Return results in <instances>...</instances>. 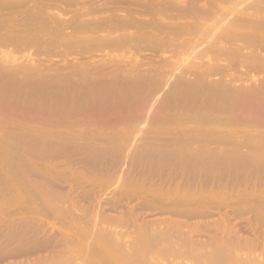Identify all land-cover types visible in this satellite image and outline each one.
<instances>
[{"label":"rangeland","instance_id":"rangeland-1","mask_svg":"<svg viewBox=\"0 0 264 264\" xmlns=\"http://www.w3.org/2000/svg\"><path fill=\"white\" fill-rule=\"evenodd\" d=\"M63 1H69V3L67 2V5H66V3L60 4V2H63ZM72 1L73 2L75 1V2L73 3ZM81 1H82V3H80ZM107 1H108V4H107ZM112 1L114 2L113 6H111L113 4ZM124 1L123 0H71V1L70 0H62V1L61 0L60 1L59 0H57V1L53 0L52 2H51V0L50 1L49 0H47V1L46 0H26V1L25 0H16V1L15 0H4V1L1 0L0 1V26L3 25V27H0V71L2 73L1 75L6 76V77H3V76L0 77V81H1L0 85L5 83L2 86H0V88L2 87L3 89L4 88L6 89V90L0 89V105H2V108L0 106V108H1L0 110L3 111L4 109H7V110H4L3 112L0 111L1 113H3L2 114L3 116L0 115V117H3V119L9 118V117L11 118V116H13L14 113L17 114L16 112H18L17 116L20 115V117L16 116L18 121H19V118H21L20 121H22L23 118L26 119V116L29 114V111H31V110H29L30 108L25 107L28 104L27 101H24L25 99L27 100L28 97H30L31 95H33L35 93V100L37 99L39 101H42L41 97H43L44 93L47 92V90L49 91V89L51 91V90H54V88H56V89L58 88L57 90L59 92L56 89L54 91H56L58 93H62L61 90H64V89L69 90V88H67V87L72 88L70 85H68V82H69V84H71L73 86V88L71 90H81V87L84 89L87 88L86 90H90L89 89L90 85H94L91 87L92 90H95V89L99 90L100 89L102 91V89L100 87L103 85L104 87L103 86L102 87L104 88V90L106 89V87H108L106 90L109 91L110 90L109 88H111L112 91H109V93H107V91L105 92L104 90H103V92L100 91L102 94H104V95L107 94L106 96H108L110 94L109 97L111 95H114L115 93L117 94V95L115 94L113 97H110V98H113L112 100L110 99L112 101V104L110 103L111 101L109 100V98L106 96H105L106 97L105 99L108 98V101H110L109 102L110 104L108 102H107L108 104L107 103H101V101L104 102V96H102L101 98H103V99L97 100L101 104L98 102L91 104V106H93V104H94V106L96 104H98V105H96L97 107L96 106H95V108H94V106L91 107L90 104L88 105V107H87V105H85L86 112L88 111L87 113L85 112V110L79 112V114H81V116L79 115L80 118L78 117V114H76L77 116L73 114L74 116L78 117L77 120H76V118H74V116L71 115L72 116V117L70 116L71 119L74 118L76 120V123H77V125L75 124V126L72 125L73 126L72 129H67V128H71L72 126H70V127L67 126V128H65L66 126L64 128H62V126H60L62 129L58 126H56L57 128L55 126H53L56 128L55 129L50 125L48 126V129H47V127H45L47 125H45L44 127L46 129L42 130V128H44V127L41 128L42 124L41 125L38 124L40 126L39 127L37 125V123L34 126V124H33L34 122H32L31 123L32 127L34 126L33 129L34 130L38 129L37 132L35 130V132L37 134L36 135L34 132L33 133L30 132L31 134H29V132L24 128H23L24 130L22 129L24 131L23 132L21 130V127L17 128V129L21 130L19 132V130L14 129L12 127L7 126L8 127L7 128L5 125L4 126L0 125V152H1L0 153V245L5 240L7 241L10 239L8 237V235L11 237V240L13 241L12 246L10 245L11 247H15L16 245H19L20 243L23 245L27 242H30V243L40 242V243H42L43 239L47 236H53L54 235V236L59 238V234H60L59 227L63 226V224H66L67 221H71L70 220L71 218H75V216L78 213H80V211L82 212L81 208L83 209L84 207H85L84 208L85 210L86 209L90 210L89 212L86 210L87 211L86 215L89 216L91 219L93 218L92 216H94L97 211L103 210L104 214H107V215H118V213L119 214L123 213L124 215H128V216H125L127 219L128 218L131 219L132 216L134 215L135 219H133L132 221H136V223L144 222V221H147L146 222L147 224H148V222H150L151 224L152 223H154V224L159 223V225L152 224L151 226H149V225L147 226L146 229L150 230V232L148 231L150 235L156 233L157 231L162 229V227H163V229L165 228L164 230H166V228H169L170 226H172V225H170L171 223H173V224L175 223L174 226L175 225L176 226L174 228H172L173 227L172 226V227H170L172 229H170V230L168 229L166 231L174 232V231H178L180 229L179 230V233H180V231H182L181 228L183 229L185 226L184 224H186V225L189 224L188 228L186 226L185 227L186 229H183V232H184V230L186 232V231L192 230V228L197 227L196 230L199 229V231H201V233H198L196 235L203 237V236H205V234L206 235H212L214 233H220L221 230L219 229V227L221 228V226H219L217 224L214 226H212V225L205 226V224H207V223L209 224L210 222L215 223V222L219 221L218 223L224 222V224H227L226 225L227 227H230V226L234 227L235 229H237L238 233L242 234L243 236H247V237L250 236L251 237L255 233H256L255 235H257V234L261 235L262 234L261 236H263V234H264V221H263L264 220V212H263L264 211V209H263L264 208L263 207L264 206V199H262V198L264 197V126H263L264 123H262V122H264V118H263L264 117V111H262V110H264V103H263V101H264V96H263L264 86L262 87V85H264L263 84L264 83V67H263L264 66V43H263L264 42V25H263L264 24V9H263L264 0H259L260 2L257 0V1H255L256 3H253L254 2L253 0H251L252 2L250 0H248V2L253 3L252 5L249 4L246 0L245 1L241 0V2L243 1L242 3L247 2L246 3L247 6L251 5L250 7H248L249 10L247 8H245L246 10H244V8L241 7L243 4L239 5V4H241V2L239 3L237 1H240V0H237V1L234 0V2L236 1L237 4L239 5L238 7L236 6L237 4H235L232 0H230V1L226 0V2H225V0H222V1L221 0H211V1L208 0L210 3L212 2L211 4H214L212 6L210 3H208L207 0H205L207 2H205V1L203 2V0H191V2H193V3H191L190 0H172V1L171 0H124ZM134 1L137 3V5L135 4ZM196 1H199V2L197 3ZM261 1H262V3H261ZM44 2H47L46 7H45ZM48 2H50V3H48ZM57 2H59V3H57ZM188 2H190V3H188ZM71 3L74 6L71 5ZM194 3L198 4V5H195L196 8H197V6L199 8L200 6H204V4H206L205 6H207V4H208V6L206 8L210 12H208L206 8L201 7L199 9V13H198L197 12L198 9L193 8ZM260 3H261V5H260ZM3 4H4V6H3ZM13 4L18 6V7L15 8V6H13ZM19 4H20V6H19ZM28 4H30V5L28 6ZM51 4L53 6L54 5H57V6L53 7ZM103 4H105V6H109V4H110L111 7L109 6V8H112V7L114 8V6L116 7V5H117V7L110 10L109 8H106L105 6H103ZM188 4H190L191 6ZM59 5L61 6V8H63V10L65 12L61 8H59L60 7ZM257 5H258V8L256 7ZM11 6L14 8V10ZM30 6H31V9H30ZM51 6L53 9L51 8ZM95 6H98V8H101V9L98 10V8ZM127 6H128V8H127ZM214 6L217 8H215ZM245 6L246 5L244 4V7ZM253 6L255 7L254 8L255 11H257V9L260 10L259 14H258V11L253 12L254 9H250V8H253ZM103 7H105V8L103 9ZM189 7H192V8L189 9ZM259 7H261L262 9ZM46 8L47 9L49 8V10H47ZM82 8H84V9H82ZM91 8L96 9L97 11L92 10ZM239 8H241V9H239ZM58 9H59V11H58ZM89 9L92 11L89 12L90 11ZM106 9H109L110 12H108V10L106 11ZM212 9H214V10H212ZM218 9L220 12L218 11ZM103 10H105V11H103ZM221 10H224V12L226 11L225 13H227V15L230 17L232 16V14L234 15L235 13H239V12H245L247 14H249V13L253 14V17H254V15H257L258 17H260V18L257 17V20L262 21L261 27H260V23L247 22V21H246L247 22L246 24H245V22H243L244 27H241V26H243V24L241 26L239 25L238 27L236 26V28H238V29H236L234 27V29H236V30H239L240 29L239 27H241V29H244V31H246L249 35H251L250 39H249L250 43H253L256 47H260V49L257 51V54L254 53L255 56H253L252 59L249 56L243 57L244 56L243 52L248 51V50H243L242 54L240 52H239L240 54L237 53L238 56L235 54L236 51L231 50V49H233V47H232L234 45L233 43H240V42H233V43L230 42L231 43L230 44L228 41V44L226 43V45L229 46V48H231V47L232 48L230 49V52H227V51H229V50H227L226 53H224L226 56L223 54L218 55V56H220V59H222V60H220L218 56H216L214 58L215 55L212 51H211V55H210V53H209L210 51L206 50L207 51L206 52L204 50V47H205L204 45L208 44V42L212 39V35L214 36V33L216 35L217 33H220V31L221 32L225 31L224 25L227 22L228 16L226 14L224 15L223 14L224 12ZM11 11L13 12L12 14H11ZM16 11L18 13H16ZM86 11H88V13ZM93 11H96V14L93 13ZM113 11L114 12L116 11L115 14L112 13ZM35 12H37V13H35ZM49 12H50V14H49ZM53 12H55V13H53ZM59 12L61 15H59ZM190 12L191 13L193 12V13L191 14ZM78 13H80V14L77 15ZM92 13L95 14L96 16L99 15L98 17H101V16L103 17L105 15L106 18H104V17L103 18L106 20H109L110 17L112 15H114L113 19L115 22L119 19V17H121V18L125 17V18H122V20L120 19L121 24H120V22L117 21L116 23H118V24H116L115 25L116 27H114L113 26L114 21H112L113 19H110L112 23L109 24L110 20L108 21V23H106V20L104 22V19H100L98 17L96 18V16L92 15ZM207 13H208V15H207ZM209 13H210V15H209ZM214 13H217V14L219 13L220 15L219 14L218 15H219L220 19H222V16L224 15L223 16L224 20H221V21H223V23L217 22L218 19L216 17L218 15L215 14V16H216L215 17L213 15ZM230 13H232V14H230ZM54 14L56 15V17ZM66 14H67V16H66ZM52 15L55 18L52 17ZM72 15H73V17H72ZM75 15H77L78 17ZM85 15H87V17ZM107 15H111V16L107 17ZM131 15L133 17H131ZM190 15L192 18L190 17ZM211 15L215 17V18L213 17L215 20L217 19L216 20L217 24L215 22H210V21L214 20L211 17ZM48 16L50 18H48ZM64 16H66V17H64ZM117 16H119V17H117ZM194 16L197 19L196 21L194 20ZM197 16L201 21L198 20ZM226 16H227V19H226ZM46 17L48 19H46ZM76 17L79 19H77ZM90 17L95 18V20H93L94 25L92 23L93 22L92 19H94V18L90 19ZM128 17L129 18L131 17V18L129 19ZM171 17H173L174 19ZM201 17H203V20H205L204 17H206V18L208 17V19H206L205 21H202ZM261 17H263V18H261ZM14 18H17V19H14ZM18 18H19V20H18ZM59 18H60V20H59ZM62 18L64 19V21L66 20V22L63 21L62 25L59 24L60 26H58V23H56V20H58L61 23ZM80 18H84V20H86V21L82 20L83 21L82 22L80 20ZM209 18H210V20H209ZM44 19H46V20H44ZM69 19H71V21ZM76 19H77V24L80 21L82 22L81 23L82 25L84 22H86L85 24H87V26H86L87 29H86V27H84V25L82 27V25L80 23H79L80 25L79 24L78 25L81 27V29H79L80 27H77V25H76V21H75ZM96 19H97V21L98 20L103 21V23L100 21H98V23H97ZM125 19H127V20L124 23L123 21H125ZM53 20H55V22ZM67 20L69 23L72 22V24H74L73 26L75 28L77 27V29H78L77 33L75 32V29H73L72 24L70 26L72 28L68 27L70 24L67 23ZM88 20L91 22L90 23L92 25L91 27L87 23ZM191 20L193 21V23L190 22ZM225 20H226V22H225ZM22 21H23V23H22ZM132 21H134L135 24H133L134 22H132ZM155 21H157V22H155ZM128 22H130L129 24L132 23L134 26H131L132 24L128 25L127 24ZM138 22H139V24H138ZM147 22H148V25H147ZM186 22L187 23L190 22L192 24H195L196 25L194 27L195 29H193V27H191L192 24H190V25L185 24ZM194 22H196V23H194ZM64 23L66 24V27L64 29H61L60 27H62L63 25L65 26ZM101 23L103 24V27H101L102 25H99V31H98V25H96V24H101ZM104 23L106 24L105 28L108 24L107 28L109 30L104 28ZM239 23H241V22H239ZM40 24L42 26L44 25L45 27L40 26ZM46 24L48 27L46 26ZM54 24L55 25L57 24V26L59 27V29H61L62 32L59 31L57 26H55ZM67 24H68V26H67ZM111 24H112V27H114L115 29L114 28L112 29ZM171 24L173 26H171ZM30 25H31V27H28ZM121 25H123L122 26V27H124L123 29L121 28ZM221 25L224 26V28ZM258 25H259V27H258ZM32 26H33V28H32ZM178 26H180V27H178ZM34 27H36V28L34 29ZM49 27H51L53 29H50ZM54 27H55L56 31L58 29L59 34H58V32L56 33V31L54 32ZM92 27L95 30L91 29ZM100 27H101V30H100ZM162 27L164 29H161ZM203 27L205 28V30ZM41 28H43V29H41ZM174 28H176L177 30ZM206 28H207V30H206ZM210 28H211V30H210ZM71 29H72V31H71ZM82 29H84L83 33L86 32V30L89 32L88 33L89 35L86 32L88 37L84 35L85 33L84 34L82 33ZM102 29H105V31ZM110 29H112V30H110ZM196 29H197V31H195ZM201 29H203V30H201ZM215 29L219 32L216 31L217 32L216 33ZM228 30H232V28L228 26ZM22 31L25 33H23ZM70 31L73 33L69 34L68 32H70ZM204 31H206L208 35ZM213 31H214V33H213ZM27 32H29L28 33L29 35H27ZM95 32H97V33H95ZM185 32H187V33L189 32L188 34L190 36L188 34H185ZM144 33H146V34H144ZM180 33H181V35H180ZM192 33H194V34H192ZM60 34H62V35H60ZM71 34H74V35H71ZM102 34H104L105 37L108 34L110 36V38L112 36L115 38V36H116L117 40H115V41H114V39L111 40L108 35H107L108 36L107 38L102 39V37H103ZM125 35H126V37L128 35L127 39H124ZM146 35H148V37ZM260 35L261 36L263 35V36L260 37ZM21 36H22V39H21ZM39 36H40V38L38 39ZM47 36H49V37L46 39L45 37H47ZM71 36H75V37H71ZM78 36H80V37H78ZM98 36H100V37L102 36L101 40L105 41V39H106L105 43H103L104 41L102 42L99 38H97ZM120 36L123 37L124 40ZM191 36H194V37H191ZM14 37L16 38L15 42L13 41V40H15ZM81 37H82V39H79ZM83 37L85 40L83 39ZM92 37H95L96 39H94ZM119 37L121 39H118ZM140 37H141L142 41H141ZM255 37H258V39ZM18 38L20 39V41L21 40H23L25 42L27 41V43H25L24 45L20 44V43H16L17 41H19ZM53 38H55V39H53ZM76 38H77V41H75ZM89 38L92 40H90ZM218 38L222 39L220 37H218ZM43 39H44V42L46 39L45 44L43 41H42V43H40V40H43ZM50 39H52V40H50ZM59 39H61V40H59ZM107 39L109 41H111V43ZM65 40H67V42ZM97 40L101 41V42L98 43ZM119 40L125 41V43H124L125 45H121V44L115 45V43H113L116 41H118V42H116V44L123 43V41L120 42ZM69 41H70V43H69ZM126 41H127V43H126ZM170 41L173 42L174 44L171 43ZM47 42H48V44H47ZM73 42L75 44H73ZM106 42H108L110 44V46ZM2 43H4V44H2ZM71 43L73 46L70 45ZM96 43H98L100 45L106 44V46L103 45L102 50H100L101 47L99 48V50H97L98 48H96V46L98 44L96 45ZM112 43H113L115 49L114 48L112 49V47H113ZM177 43L180 45H178ZM205 43H207V44H205ZM58 44H59V46H58ZM62 44L67 45V46L62 47ZM44 45H47V46L44 47ZM68 45H70V48H74V46H77L76 48H78V47H80V48H78L77 50H75V48L73 50L69 48V50H68ZM78 45H81L82 47L78 46ZM92 45H94L95 48ZM230 45H232V46L230 47ZM262 46H263V48H262ZM50 47L52 49L56 48V49H58V51H56V49L52 50V49H50ZM91 47H93L92 52H91ZM106 47H108V48H106ZM46 48H48L49 52L47 51ZM105 48L108 51H106ZM199 48L200 49L202 48L203 51L202 50L201 51L205 52V53H202L203 56L200 54L201 52H200ZM1 49L2 50L4 49V50L2 51ZM6 49H7V51H6ZM44 49H45V53H43ZM60 49H61V51L64 52V55L60 54V52H61ZM21 50H22V52H21ZM41 50H42V52H40ZM51 50H52V52H50ZM54 51H56V52L54 53ZM67 51H69V52H67ZM76 51H77V53H76ZM83 51H84V53H83ZM46 52L49 54H47ZM63 52H61V53H63ZM179 52H180V54H179ZM184 52H185V54H184ZM233 52H235V53H233ZM51 53H53V54H51ZM207 53L211 57L207 56ZM228 53H230L231 55H227ZM248 54H252V53H248ZM205 55L207 57H205ZM212 55H213V58H212ZM234 55L236 56V59H234L235 58ZM227 56L230 57L229 58L230 60L233 59V62H235L236 66H237L236 61L243 60V59H246V57H248L247 59L250 58L252 61L251 63L256 61L254 63L256 65L258 64L257 65L258 67L254 64L255 67H253L254 65L252 67H249L250 68L249 69L250 72H249V71H247L248 68L246 70V67L244 69V67H241V65H240L239 67L237 66L238 70L232 69L233 72H232V70H230V72L228 71L227 73H224V74L221 72L215 73L214 71H209V72H207L205 77L199 73L200 71L204 70V67L206 68V66L213 67V68H210V67L209 68L214 69L215 68L214 66H219L220 63H221L220 65L226 64L225 59L228 58ZM231 57H234V58H231ZM237 58H240V59H237ZM203 59H204V63L206 66L204 65V63H201V62H203ZM205 59H208V60L206 61ZM214 59H216V61ZM223 59H224V61H223ZM247 59L245 61L246 63H248L250 60L249 59L247 61ZM14 60H17V61L15 62ZM117 60H119L120 62ZM210 61L212 62V63H210L211 65L206 64V63H209ZM12 62H13V64H12ZM94 62H96V63L94 64ZM222 62H223V64H222ZM25 63L29 67L32 66V68L30 67L31 69L29 67L27 68L29 72L26 69L25 70L27 72L21 69L23 67H27V66H25ZM199 63H201V64H199ZM259 63L262 65L260 66ZM20 64H22L23 67H20ZM92 64H94V65H92ZM112 64L114 67L112 66ZM202 64H203V66H202ZM100 65H102L101 67H105V69L108 71H106L104 68H103L104 71H102V69H99ZM109 65H111V66H109ZM236 66H235V68H236ZM15 67L16 68L19 67L21 70L17 69V71H16V69H15V71H14L13 68H15ZM33 67H35L36 70H35V68L33 70ZM87 67H88L89 73L86 70ZM260 67H262V68H260ZM240 68L242 70H245V72L243 73L244 77L241 73L242 70ZM252 68L256 69V70L254 71ZM9 69H11L10 72L14 71V74H12L13 72L10 73ZM47 69H49V70H47ZM32 70H33V72H31ZM58 70L60 72H58ZM76 70H78V71H76ZM90 70H92L93 72L92 71L90 72ZM98 70L101 72H99ZM3 71L5 74H3ZM6 71L9 75H13V77L9 76L10 78H13V79H9ZM22 71L26 72V74H24V72L22 74L21 73ZM35 71L37 73L38 72L39 73L37 74ZM41 71L43 73H41ZM71 71H73V72L75 71L73 73V74H75V76L69 75L72 73ZM85 71H87L86 73H88L89 76L88 75L85 76V74H84ZM94 71H96V73L97 72L98 73L96 74ZM193 71L194 72L197 71L196 72L197 75H196V73L194 74ZM236 71L237 72L239 71L238 72L239 74H236ZM80 72H81V74L83 73L82 74L83 76L82 75L80 76V74H79ZM103 72H105L104 73L105 76L101 75V74H103ZM106 72H107V74H106ZM29 73H31V75H30L31 77L32 76L34 77V74L36 73L37 74V75L35 74L36 76L40 75L43 78H41L39 81V77L37 78L35 76L34 78L38 79V80L34 79V81H33L32 80L33 77L28 78ZM32 73H34V74L32 75ZM99 73L101 76H99ZM15 74H17V75H15ZM41 74L45 75V78L47 77L46 78V79H48L47 82L45 80H43L44 76H42ZM94 74H96L97 76ZM240 74L243 78L239 77ZM14 75L16 76V78L21 77L23 81L25 80V78H27L28 81L26 79L24 82H21V84H20L19 81H16L17 79L14 77ZM23 75L26 77L24 78ZM51 75H52V77H51ZM65 75H69L71 77L67 78V80L65 78H64V80L60 79L61 77L62 78L67 77ZM136 75H137V77H136ZM197 76H198V78H197ZM194 77L196 79H194ZM203 77L206 79H204ZM21 78H19V80ZM91 78H93V80ZM96 78L98 80H95ZM108 78H109V80L111 79L110 81L112 83L108 80ZM68 79H70L72 82L69 81ZM83 79H85V80H83ZM100 79L102 80V82L99 81ZM103 79H104V81H103ZM112 79H113V81H112ZM197 79L198 80L200 79V81H198ZM201 79H204V83L206 81L205 85H208L207 86L208 88L212 87L211 88L212 92L208 88L201 89L203 86H205V85H203V80L201 82ZM9 80H10V85L8 86ZM51 80L52 81L55 80V81L51 82ZM87 80L89 81V83ZM192 80H193V82H192ZM14 81L16 84L14 83ZM37 81L40 83V85L44 84V82H45L46 84H44L43 86H46L47 83H49V82L51 84H53V83L55 84V82L58 84L60 82H62V83H60L61 84L60 86L57 84L58 87H56V85H55L54 87L52 86L51 88L47 89V87H49V85H50V84H48L46 87H43L42 88L43 90H42V89H40L42 87V85L37 86L39 84ZM74 81H76V82H74ZM80 81H82L84 84L81 83ZM84 81H86V82H84ZM92 81H93V84L92 83L90 84V82H92ZM95 81H99L100 85H98L99 83L97 84V82H95ZM105 81H106V83H105ZM190 81L192 83H190ZM25 82H27V83H25ZM28 82L32 83V86H31V84L29 85ZM107 82H109V85H111L113 87L108 86ZM113 82H116V84H114ZM146 82H149V83H146ZM187 82H189L192 85L194 84V82H198L199 84L202 83L203 86L202 87H201V85L199 86L198 83H196V85L190 86V84L189 83L187 84ZM222 82H223V84H221ZM72 83H74V84H72ZM77 83H78V89H77ZM182 83H185V84L182 85ZM209 83H211L213 85H211ZM22 84L24 85V89L27 88L29 91L34 88V86H33L34 84H37V85H35L36 86L35 90L31 91L32 94H29V91H26L27 92L26 93L25 90H23ZM80 84H82V85L80 86ZM85 84H87L89 86H87ZM5 85H6V87L7 86L8 87L7 88L4 87ZM19 85L22 87H19ZM64 85H65V87L66 86L67 87L65 88ZM83 85H85V86L83 87ZM115 85L117 87H120V88L119 89L117 87L115 88ZM185 85H186V87H185ZM210 85H211V87H210ZM260 85L262 88L260 87ZM17 86L20 89L19 88L16 89ZM74 86H75V89H74ZM182 86H183V88H182ZM188 86H189V88H188ZM196 86L197 87L199 86V87L196 89ZM220 86H221V88H220ZM30 87H32V88H30ZM79 87H80V89H79ZM238 87H240V88H238ZM247 87H249V88H247ZM250 87H252V88H250ZM194 88H195V90H194ZM213 88L215 89V91ZM217 88L219 90H226L227 91L228 97H229L227 99V101L230 99V97H232V99L235 98L237 100V103H236L235 99L231 100L230 102L228 101V103H230V105L233 104V106L235 104L238 105V106L235 105L238 109H236L234 111L233 109H235L236 107L235 106H234L235 108L233 106L230 107L228 104V106H229L228 110H220L222 113H220V111L218 109H216V112L214 110H212V108H210V106L207 104V102H209V100L212 97H215V96H217V94H219L220 91ZM241 88H243L244 90ZM9 89L12 91L11 93H9L10 92ZM21 89L25 92V94H27V95H25L26 96L25 99H24V92L23 91L21 92L22 96H21V94H19V95L17 94L18 91L20 92ZM44 89H47V90L45 91ZM190 89H192V92H186V91H190ZM238 89L241 90V91H239L242 94L241 96L244 95L242 97V100H241V98L238 99L239 98L238 97L239 92H237ZM246 89H248V90H246ZM250 89L252 90V92H250L251 91ZM36 90H38V93ZM39 90L43 91L42 94H39L41 92ZM121 90L125 91V93L127 95L124 92H123V94L121 93L122 95H119L118 93L122 92ZM198 90H200V91H198ZM201 90L204 92H201ZM235 90H236V93H235ZM54 91L50 92L51 93L50 95L48 92H47V94L46 93L45 94L49 95V96L52 95L51 97H53L55 94ZM117 91H119V92H117ZM131 91H132V93L130 95H132V96L128 100V98H127V96H129L128 92L130 93ZM178 91H179V93H178ZM195 91L201 93L202 95L205 93V96L204 95L202 96L201 94L197 95L196 94L197 92H195ZM206 91L207 92L210 91V93H212L211 94L212 96L209 95L210 93L206 94ZM247 91H248V93H250V95L252 94V96H250L248 94V97L251 98V99L249 98L250 103H251V104L249 103V105L247 104L249 102V100L247 99L248 98L247 94H245V92L247 93ZM110 92H112V93H110ZM185 92L187 95H190V96L192 95L193 97L192 96L191 97L193 99L190 96L186 97L187 95H185ZM242 92H244V93H242ZM15 93H16L17 97L20 96V99L22 101L20 99L18 100L16 98ZM213 93L215 94V96L213 95ZM229 93H231V94L233 93V95L230 94L231 95L230 96ZM253 93H254V96H253ZM10 94L12 95L13 98H11ZM36 94L37 95L39 94L38 95L39 99L36 96ZM124 94L126 95V98L124 97ZM171 94H172V97H170ZM176 94H177V96L180 97V99H179V97L176 96ZM182 94H183V99L181 97ZM166 95H169V97ZM184 95L186 98H184ZM208 95L210 96V98ZM258 95H260L261 97H259ZM33 96H31V98L34 99ZM56 96H57V94H56ZM92 96L89 95V97H92ZM115 96H117V97H115ZM118 96H119L120 100H121L120 96L124 97L126 103H124L123 99H122L123 101L122 100L120 101ZM196 96H198V97H196ZM207 96H208L209 100L205 98ZM262 96H263V98H262ZM143 97L144 98L146 97V98L143 99ZM166 97L169 98L170 101L172 98L173 99L177 98V100L179 99V101L176 100V104L179 102V104H177V107L173 108L172 105L173 104L176 105L175 103H172L174 100L170 102L168 99H166ZM201 97H203L202 102L200 101ZM245 97H247L246 99L248 102L244 100ZM254 97H256V99ZM15 98L17 99L16 100L17 102L20 101L19 104H17V102L14 100ZM44 98H46V96ZM92 98H94V96ZM115 98L116 99L118 98V99L116 102H113V100H115ZM132 98L134 101L132 100ZM187 98H188V100H187ZM204 98H205V100H208L206 102V104H204L205 103ZM253 98H254V100H257V101H252ZM259 98H260V100H259ZM6 99H8V100H6ZM11 99H13L15 101L14 102V104L16 103L15 105L13 104V102H12L13 100H11ZM181 99L185 102L182 103ZM5 100H6V102H4ZM118 100L122 104H120L118 102ZM189 100L193 101V103H190ZM197 100H199V102H201V105L204 101V103H203L204 106L199 105V107H198L199 110L198 111L195 110L194 112H192L193 108H191V107H194L196 105V107H194V109H197L198 104H200L199 102L197 103ZM10 101L12 102V107L15 106L17 108L16 110H21V108H22L23 112L24 111L25 112L24 113L22 112L21 114H19V111H15V108H14V110L12 107H11L12 110L9 109L10 107H8V105L11 103ZM131 101H132V103H131ZM161 101L164 103L162 104ZM234 101H235V103H234ZM128 102H130V103H128ZM166 102H167V104H166ZM186 102H189V104ZM254 102H256V103H254ZM6 103H8L7 106H5ZM20 103H21V106H22V103H24L23 105H25V104L26 105L20 107ZM144 103H145V105H144ZM170 103L172 105H170ZM180 103H182V104L185 103L184 104L185 107L181 104L182 108L181 107L179 108L178 105L180 106ZM103 104H105V105H103ZM132 104H133V106H132ZM168 104H169V107H172L173 109L172 108L166 109L168 106H165V105H168ZM239 104H240V106H239ZM256 104H257V106H256ZM16 105L17 106L19 105V106L17 107ZM112 105L114 107H116L115 108L116 110H114V107ZM189 105H191V107H189L190 109L187 108ZM250 105H252V106H250ZM260 105H261V107H260ZM120 106H123L125 108L120 107ZM126 106H127V108H126ZM200 106H201V108H204L203 111L200 110ZM28 107H31V105H29ZM85 107H83V108H85ZM108 107H111V110H113L112 112L115 114H113ZM128 107L130 108L131 111L128 110L129 109ZM183 107L185 109H183ZM208 107H209V109H208ZM92 108H93V110H90ZM102 108H103V110H102ZM119 108H121V110H119ZM230 108H231L230 111L232 112V110H233V112H234V114L232 112V114L230 116L231 117L230 119L234 120V121L232 120L233 122L230 119H229L230 123H226L224 125H223V123L221 125V123L217 122V121H215V123H214V120H213V122L212 121L210 122V118L214 119L216 117V115L218 116V114H219V118L220 117L224 118L225 115L228 118L229 115L226 112L230 113V111H229ZM244 108H246V110ZM105 109H107V110H105ZM164 109L166 110V113H165V111L163 112ZM177 109H180V110H178V112H177ZM98 110H101L102 112H100ZM253 110H255L254 112H256V111L257 112L254 113V112H252ZM8 111L10 113H8ZM106 111L107 112L109 111L108 113L110 115L114 116L115 118H116V113H117V115L118 114L124 115L123 112H125V114L127 115L128 118L125 115L124 116L122 115V116L125 117V120H127L128 122H125V120L123 119L122 116H120V117H121V120H123V122L120 120L119 116L116 119H119L120 121L117 120V122H115L116 121L115 118L113 121H111L113 119V117L111 119H109L111 116L108 114L109 115V118H108ZM118 111H122V112L120 113ZM179 111H182V112H179ZM209 111H211V112L214 111V113L210 112L211 113V115H210ZM217 111H219L218 114H216ZM98 112H99V114L104 113L101 116L99 115L100 118H102V116H104L106 114L107 118L103 117V119L104 120L109 119L110 121L109 120H108L109 122L106 121L107 122L106 124H110V126L109 125L105 126L106 124L104 126L101 125L100 120H101L102 124H104L105 121H102L103 119H98V117H96L99 120V125H101V126L98 125V127L97 126L93 127L96 125V121L94 122V120H97L95 118L94 114H98ZM176 112H177V114H175ZM246 112H249V114L251 113L250 116L248 114H246ZM25 113H27V114H25ZM164 113L166 115L165 117H164ZM179 113H180V115L183 113V115H181L180 117L171 118V115H172V117H175L176 115L178 116ZM85 114L86 115L93 114V115L84 116ZM135 114H137V115H135ZM191 114H192V117H191L192 119L189 117V116H191ZM201 114H203L202 115L203 117L208 116L207 118H209V115L210 116H212L213 114L214 115L216 114V115L214 116V118H213V116L210 117L209 120L208 119L206 120L205 117H204L205 119H203V117H202V119L204 120L203 121L201 118H200L201 120L199 119V117H201ZM22 115H24V116H22ZM45 115L42 117L45 118L49 114H47L46 116ZM129 115L131 118H129ZM167 115H168V117H167ZM237 115H238V118H236ZM259 115L261 116L262 119L260 118ZM32 116L34 117V115H32ZM52 116L54 117L55 115H52ZM93 116L95 119L90 120V118H93ZM248 116H249V118H248ZM83 117H84V120H83ZM85 117H86V119H87V117L89 119L88 124H90L89 125L90 127H88V128H87L88 124H86L87 120L85 121ZM253 117H254V119H252ZM35 118H36V116H35ZM55 118H58V116L54 117L53 119H55ZM219 118L217 117V120ZM79 119H81L80 120L81 122H82V120L84 121V123L86 122L85 124L87 126L84 127L83 122H82L83 125L80 124L81 122L78 123ZM249 119H250L251 123L249 122ZM205 120H206V123H204ZM235 120L237 121V124H234ZM252 120H255V121H252ZM91 121L94 122V124L90 123ZM201 121H203V122H201ZM259 121H260V123H259ZM120 122H121V125H120ZM239 122L242 126L239 124ZM112 123L116 125V128H115V126L113 128L111 127ZM252 123L255 126L249 125ZM29 124L30 123H28L27 125H29ZM78 124L82 125V127L80 126L81 127L80 128ZM92 124H93V126H92ZM36 125L38 127H36ZM126 125H127V127H126ZM256 126H257V128H256ZM49 127H50V129H49ZM85 128H87V129H85ZM1 129L3 131H5L7 134L2 133L3 131ZM15 130L17 131V134H15V132H16ZM39 130L42 131V133ZM74 130L75 131L77 130V131L73 132ZM10 132H14V133H12L10 135ZM18 132H19V134H18ZM84 132L86 133V135H89V134L90 135L86 137V135H83ZM1 133L3 134L2 138H1V136H2ZM64 133L66 134V136ZM13 134H15V135H13ZM32 134H35V135H32ZM98 134H102V135L98 136ZM17 135H19V140L17 138L18 137ZM55 135H56V137H55ZM69 135H71V137ZM105 135H106V137H105ZM10 136L13 139L10 138ZM67 136L70 138H68ZM77 136H79L80 138H78ZM81 136L83 138H81ZM6 137H7V139H6ZM34 137H36V138H34ZM63 137H65V138H63ZM73 137H74V140L72 139ZM99 137H101V138H99ZM249 148H251L252 151L249 150ZM260 150H261V152H260ZM10 152H12V153H10ZM3 155H4V157H3ZM5 155H7V156H5ZM84 192H85V194H84ZM54 194L55 195L57 194V195L55 196ZM82 194H84L83 198H82ZM84 197H86V198H84ZM223 200L226 202H222ZM76 201L78 203L79 202L80 203L78 205L77 204L75 205L74 203H77ZM110 201L113 202L112 204H114L113 206L115 208H112V205L109 204ZM171 201H173V203H175V205L177 206L178 209L180 208V212L183 210L185 211L188 208L190 210L189 211L187 209L188 213L192 212V214L191 213L188 214L185 211V214L186 213L188 214L187 216L184 214L186 216L185 217L183 215V212H184L183 211L182 215L180 213L179 214L180 216H178V215L176 216V214L173 215V214H170L168 212L159 210L157 208L155 209V207H158V205H161V204H162L161 206H163L166 203H168L169 205H173L172 203L171 204L169 203ZM107 202H108V204H107ZM151 203H152V205H151ZM255 203H256V205H255ZM257 203H259V204L262 203L263 205L258 204L259 206H257ZM73 204L75 205L74 206L75 210L73 209L74 208ZM88 204H91V206L90 205L88 206ZM168 204L166 206H169ZM181 204H182V206H180ZM154 205H156V206H154ZM253 205H254V207H252ZM62 206H64L63 209H64L67 216L65 215L64 211H62L63 210ZM68 206H70V207L68 208ZM79 206H81V207L79 208ZM164 207H165V205H164ZM141 208H143V209H141ZM69 209H71V212H69ZM238 209H239V211H237ZM55 210H57V211H55ZM254 210H255V212H254ZM53 211H55V212L53 213ZM74 211H76V212H74ZM195 211H197L198 213ZM200 211H201V213H200ZM94 212H95V214H93ZM207 212H209L208 215H207ZM202 213H203V215H202ZM82 214L83 213L78 214V215L81 216ZM137 218H138V220H137ZM139 219H140V221H139ZM160 219H161V221H160ZM170 220H171V223L169 224L170 225L169 226L167 224L170 222ZM62 221H64V222H62ZM172 221H174V222H172ZM257 221H260V222H257ZM181 223H182L183 227L180 226ZM200 223L202 224L201 227H200ZM164 224L167 226H165ZM86 225L89 226L88 228L90 231L95 230V228H93L94 223L92 221H90V224L87 223ZM160 225H162V226L159 229ZM221 225H222V223H221ZM128 226L129 225H127V226L124 225V227H121V226L115 227L116 231L119 230L120 233H121V231L127 232L126 233L127 235H125L126 237L123 235L124 239H127V240L130 239L129 237L132 238L134 236L133 231H134L135 225H131L129 227ZM152 226L153 227L156 226V227L153 228ZM178 226H179V228H177ZM126 227L129 229H127ZM205 227H206V229H205ZM130 228H131V232L133 233L132 234L133 236L130 234L131 232L127 231V230H130ZM156 228H157V231H156ZM152 229L154 230L153 233H152V231H153ZM207 229H208V231H207ZM205 230H206V232H205ZM55 231H56V233H55ZM148 232L146 230V234ZM202 233H204V234H202ZM105 234H106V237L108 239V234L104 233V231L102 234H100L101 237H99V239L102 242H105V241L107 242L106 237H104ZM6 236H7V238H6ZM120 238H119V241L123 237L121 239ZM25 239H27V240L25 241ZM112 240H114V239H112ZM22 241H25V242H22ZM112 242H113V244H111V245L113 247L118 246V244H115L114 241H112ZM21 244H20V246H21ZM159 244L160 243H158L157 245H155V244L153 245V247L155 248L154 250H158L159 246L160 247L163 246L162 244H160V245ZM1 246L3 247V245H1ZM20 246H18V247H20ZM23 246H21V247H23ZM103 246H105V244H103ZM167 248L168 247H164L166 252L168 251ZM44 253H45V251H44ZM16 254H15V256H14V254H10V257H9V255L8 256L6 255L7 257L4 256V257H6V259L1 258L0 264H7V263L8 264L9 263L10 264H14V263L26 264L27 262H32V261H27V259L33 258V257L35 258V257L43 254V251L41 253L40 250H36V252H34V253L32 252L28 256L29 258H26L27 256L25 254H24L25 255L24 256L22 254V252L20 253L21 255L19 253H16ZM167 254H169V252ZM11 255L14 257H11ZM24 261H26V263ZM187 262L193 263L194 261H192V262L187 261Z\"/></svg>","mask_w":264,"mask_h":264},{"label":"bare ground","instance_id":"bare-ground-1","mask_svg":"<svg viewBox=\"0 0 264 264\" xmlns=\"http://www.w3.org/2000/svg\"><path fill=\"white\" fill-rule=\"evenodd\" d=\"M1 1V0H0ZM4 1V0H3ZM16 1V0H15ZM26 1V0H25ZM47 1V0H46ZM50 1V0H49ZM53 0H51V2H52ZM55 1H57V0H55ZM60 1V0H59ZM62 1V0H61ZM71 1V0H70ZM124 1V0H123ZM172 1V0H171ZM205 0H203V2H204ZM208 1V0H207ZM207 1H205V2H207ZM209 1H211V0H209ZM208 1V3H210ZM222 1V0H221ZM228 1V0H227ZM230 1V0H229ZM233 2H234V0H232ZM237 1V0H236ZM234 2L235 4H237V2H241V0L240 1H237V2ZM245 1V0H244ZM247 2H248V0H246ZM251 1V0H250ZM254 2L253 3H256L255 1H257V0H253ZM259 1V0H258ZM38 2V1H37ZM41 2V1H40ZM43 2V1H42ZM67 2L69 3V1H63V2H60V4L61 3H66V5H67ZM73 2V1H72ZM75 2V1H74ZM73 2V3H74ZM79 2V1H78ZM77 2V3H78ZM93 2V1H92ZM110 2V1H109ZM113 2V1H112ZM125 2V1H124ZM135 2V1H134ZM153 2V1H152ZM190 2H191V0H190ZM190 2H188V3H190ZM195 2V1H194ZM197 3L199 2V1H196ZM225 2H226V0H225ZM243 2V1H242ZM241 2V4H239V5H242L241 7L242 8H244V10H246L245 8H247L248 9V7H250L253 3H250V2H248L249 4H251L250 6L248 5L247 6V2L246 3H242ZM252 2V1H251ZM260 2V1H259ZM6 3V2H5ZM46 3L47 2H44V4H45V7H46ZM48 3H50V2H48ZM57 3H59V2H57ZM80 3H82V1L80 2ZM88 3V2H87ZM94 3V2H93ZM116 3V2H115ZM191 3H193V2H191ZM197 3H194L193 5V8H196V6L195 5H198ZM212 3V2H211ZM210 3V4H211ZM224 3V2H223ZM261 3H262V1H261ZM261 3H260V5H261ZM12 4V3H11ZM18 4V3H17ZM25 4V3H24ZM38 4V3H37ZM36 4V5H37ZM56 4V3H55ZM84 4V3H83ZM96 4V3H95ZM107 4H108V1H107ZM112 4V3H111ZM117 4V3H116ZM126 4V3H125ZM135 4L137 5V3L135 2ZM244 4L247 6H245L244 7ZM30 4H28V6H29ZM43 5V4H42ZM52 5V4H51ZM71 5H73L72 3H71ZM88 5V4H87ZM114 5V2H113V4L111 5V6H113ZM130 5V4H129ZM147 5V4H146ZM187 5V4H186ZM188 5H190V4H188ZM206 4H204V6H200L199 8H198V6H197V8L196 9H198V13H199V9L201 8V7H203V8H206L207 6H208V4H207V6H205ZM212 5H214V4H211V6ZM238 4L236 5L237 7L239 6ZM256 5V4H255ZM3 6H4V4H3ZM13 6H15V8L16 7H18V6H16V5H14L13 4ZM19 6H20V4H19ZM22 6V5H21ZM44 6V5H43ZM53 6V5H52ZM52 6H51V8H52ZM57 5H54L53 7H56ZM60 6V5H59ZM69 6V5H68ZM74 6V5H73ZM82 6V5H81ZM103 6H105V4H103ZM109 6H110V4H109ZM109 6H105L106 8H109ZM110 6V7H111ZM191 6V5H190ZM6 7V6H5ZM10 7V6H9ZM12 7V6H11ZM24 7V6H23ZM40 7V6H39ZM50 7V6H49ZM95 7H97L98 8V6H95ZM105 7H103V9L105 8ZM116 7H117V5H116ZM115 6H114V8H116ZM143 7V6H142ZM156 7V6H155ZM181 7V6H180ZM179 7V8H180ZM215 7V6H214ZM257 8H258V5L256 6ZM262 7V6H261ZM261 7H259V8H261ZM3 8V7H2ZM1 8V9H2ZM13 8V7H12ZM59 8H61V6L59 7ZM69 8V7H68ZM78 8V7H77ZM113 7L112 8H109L110 10H112V9H114ZM127 8H128V6H127ZM182 8V7H181ZM192 7H189V9H191ZM210 8V7H209ZM215 8H217V7H215ZM255 7L253 6V8H250V9H254ZM5 9V8H4ZM7 9V8H6ZM21 9V8H20ZM29 9V8H28ZM30 9H31V6H30ZM42 9V8H41ZM40 9V10H41ZM47 9V8H46ZM53 9V8H52ZM62 10H63V8H61ZM82 9H84V8H82ZM88 9V8H87ZM86 9V10H87ZM92 10H96V9H93V8H91ZM101 8H98V10H100ZM109 9H106V11L108 10V12H110V10ZM125 9V8H124ZM134 9V8H133ZM174 9V8H173ZM187 9V8H186ZM207 9V8H206ZM239 9H241V8H239ZM262 9V8H261ZM263 9H264V6H263ZM3 10V9H2ZM13 10H14V8H13ZM47 10H49V8L47 9ZM90 10V9H89ZM88 10V11H89ZM92 10H90L89 12H91ZM128 10V9H127ZM130 10V9H129ZM135 10V9H134ZM172 10V9H171ZM203 10V9H202ZM212 10H214V9H212ZM217 10V9H216ZM249 10V9H248ZM7 11V10H6ZM22 11V10H21ZM31 11V10H30ZM58 11H59V9H58ZM64 11V10H63ZM70 11V10H69ZM84 11V10H83ZM82 11V12H83ZM88 11H86L87 13H88ZM97 11V10H96ZM96 11H93V13H95L96 14ZM103 11H105V10H103ZM144 11V10H143ZM179 11V10H178ZM193 11V10H192ZM207 11H208V9H207ZM206 11V12H207ZM218 11H219V9H218ZM217 11V12H218ZM221 11H223L224 12V10H221ZM253 11V10H252ZM257 11H258V14H259V9H257ZM257 11H255V9H254V11L253 12H257ZM44 12V11H43ZM56 12V11H55ZM55 12H53V13H55ZM65 12V11H64ZM85 12V11H84ZM116 12V11H115ZM115 12L113 11L112 13L113 14H115ZM201 12V11H200ZM208 12H210V11H208ZM220 12V11H219ZM226 12V11H225ZM223 13L224 15L226 14L227 15V13ZM232 12V11H231ZM252 12V13H253ZM263 12V11H262ZM13 12L11 11V14H12ZM16 13H18L17 11H16ZM31 13V12H30ZM35 13H37V12H35ZM75 13V12H74ZM81 13V12H80ZM80 13H78L77 15H79ZM92 13V15H94V16H96L95 14H93ZM129 13V12H128ZM191 13V12H190ZM193 13V12H192ZM191 13V14H192ZM202 13V12H201ZM204 13V12H203ZM212 13V12H211ZM49 14H50V12H49ZM84 14V13H83ZM91 14V13H90ZM89 14V15H90ZM110 14V13H109ZM117 14V13H116ZM145 14V13H144ZM195 14V13H194ZM215 14L216 15H218L217 13H214L213 15L215 16ZM229 14V13H228ZM230 14H232V13H230ZM6 15V14H5ZM10 15V14H9ZM14 15V14H13ZM55 15V14H54ZM58 15V14H57ZM59 15H61L60 14V12H59ZM64 15V14H63ZM77 15H75V16H77ZM88 15V16H89ZM112 15V14H111ZM111 15H107V17L108 16H111ZM133 15V14H132ZM131 15V17H133ZM177 15V14H176ZM200 15V14H199ZM203 15V14H202ZM207 15H208V13H207ZM209 15H210V13H209ZM220 15V14H219ZM219 15L216 17L217 19V22H220V23H223V21H221V20H224L223 18V16H222V19H220V17H219ZM17 16V15H16ZM27 16V15H26ZM29 16V15H28ZM50 16V15H49ZM48 16V18H50ZM66 16H67V14H66ZM66 16H64V17H66ZM81 16V15H80ZM86 17H87V15H85ZM84 16V17H85ZM99 15H97L96 16V18L98 17ZM113 16V17H112ZM111 17H110V19H113L114 18V15H112ZM116 16V15H115ZM187 16V15H186ZM214 16H212L211 15V17L213 18ZM228 16V15H227ZM227 16H226V19H227ZM34 17V16H33ZM42 17V16H41ZM40 17V18H41ZM52 17H54L53 15H52ZM55 17H56V15H55ZM54 17V18H55ZM72 17H73V15H72ZM78 17V16H77ZM76 17V18H77ZM102 17V16H101ZM101 17H98V18H100V19H104V18H106L105 17V15L101 18ZM117 17H119V16H117ZM130 17V18H131ZM135 17V16H134ZM178 17V16H177ZM180 17V16H179ZM190 17H191V15H190ZM200 17V16H199ZM214 17V18H215ZM257 15H254V17H253V14H247V13H245V12H239V13H235L234 15L232 14V16L230 17V16H228V19H227V22H226V20H225V22H226V24L224 25L225 26V31L224 32H221L220 31V33H217V32H219V31H217L216 29H215V32L217 33L216 35H215V33H214V31H213V33H214V36L212 35V39L208 42V44L207 43H205V44H207V45H204L205 47H204V50L206 51H210L209 53H210V55H211V51L214 53V58L216 57V56H218V55H221V54H223V55H225L224 53H226V51L227 50H229V51H227V52H230V49L233 47V49H231V50H234V51H236V53L235 52H233V53H235L236 55H237V53H241L242 54V51L243 50H248V51H244L243 53V57H245V56H249V57H251V59H252V57L253 56H255L254 55V53H256L257 54V51L260 49V47H256L253 43H250V41H249V39H250V36L251 35H249L246 31H244V29H241V27H244V24H243V22H245V24L247 23V22H255V23H260V27H261V20H257ZM6 18V17H5ZM31 18V17H30ZM47 17H46V19H48ZM61 18V17H60ZM60 18H59V20H60ZM92 18H94V17H92ZM91 17H90V19H92ZM116 18V17H115ZM122 18H125V17H122ZM122 18L121 17H119V19L117 20L118 22H120L121 20H122ZM129 18V17H128ZM129 18V19H130ZM167 18V17H166ZM171 18H173V17H171ZM192 18V17H191ZM197 18H198V16H197ZM211 18V19H212ZM213 18V19H214ZM258 18H260V17H258ZM261 18H263V17H261ZM8 19V18H7ZM14 19H17V18H14ZM13 19V20H14ZM21 19V18H20ZM23 19V18H22ZM37 19V18H36ZM46 19H44V20H46ZM68 19V18H67ZM72 19V18H71ZM71 19H69L70 21H71ZM77 19H79V18H77ZM77 19L75 20L76 21V25H77V27H80L79 25L83 22V21H86V20H84V18H80V20L82 21H80L78 24H77ZM89 19V18H88ZM109 19V20H110ZM121 19V20H120ZM133 19V18H132ZM140 19V18H139ZM138 19V20H139ZM174 19V18H173ZM190 19V18H189ZM201 19H202V21H205L206 19H208V17L206 18V17H204V19L205 20H203V17H201ZM12 20V19H11ZM18 20H19V18H18ZM74 20V19H73ZM72 20V21H73ZM93 20H95V18L94 19H92V21ZM105 20L106 19H104V22H105ZM109 20H106V23H108V21ZM116 20V19H115ZM126 20L127 19H125V21H123L124 23L126 22ZM194 20L196 21L197 19L195 18V16H194ZM198 20L199 21H201L199 18H198ZM209 20H210V18H209ZM216 20L214 19V20H212V21H210V22H215L216 23ZM54 22H55V20H53ZM61 23L58 21V20H56V23H58V26H60L59 24H61L62 25V23H63V21H64V19L62 18L61 19ZM89 21V20H88ZM87 21V23H88V25L91 27L92 25L90 24L91 22L89 21L88 22ZM96 21H97V19H96ZM98 21H100V20H98ZM98 21H97V23H98ZM112 21H114V19L112 20ZM116 21V22H117ZM198 21V22H199ZM208 21V20H207ZM247 21V22H246ZM21 22V21H20ZM34 22V21H33ZM45 22V21H44ZM64 22H66V20L64 21ZM74 22V21H73ZM100 22H102L103 23V21H100ZM99 22V23H100ZM115 21H114V27H116L115 25L116 24H118V23H116ZM132 22H134V21H132ZM155 22H157V21H155ZM162 22V21H161ZM174 22V21H173ZM190 22H192L193 23V21L191 20ZM185 23V24H192V23ZM238 22V23H237ZM239 22H241V23H239ZM22 23H23V21H22ZM48 23V22H47ZM67 23H69L68 22V20H67ZM75 23V22H74ZM86 22H84L83 23V25H84V27H86L87 26V24H85ZM93 23V25H94V21L92 22ZM96 23V22H95ZM96 24V25H98V31H99V25H102L101 27H103V24ZM110 23H112L111 22V20H110V22H109V24ZM130 22H128L127 24L128 25H131V24H129ZM142 23V22H141ZM152 23V22H151ZM194 23H196V22H194ZM203 23V22H202ZM205 23V22H204ZM3 24V23H2ZM39 24V23H38ZM65 24V23H64ZM70 25L68 26V24H67V26L68 27H70L71 26V24H72V22L71 23H69ZM120 24H121V22H120ZM123 24V23H122ZM133 24H135V22L133 23ZM131 25V26H134V25ZM138 24H139V22H138ZM144 24V23H143ZM142 24V25H143ZM168 24V23H167ZM177 24V23H176ZM181 24V23H180ZM200 24V23H199ZM206 24V23H205ZM209 24V23H208ZM217 24V23H216ZM219 24V23H218ZM243 24V26H241ZM7 25V24H6ZM35 25V24H34ZM37 25V24H36ZM55 25V24H54ZM74 24H72V26H73ZM75 25V26H76ZM82 25V24H81ZM83 25H82V27H83ZM105 23H104V28H105ZM125 25V24H124ZM127 25V26H128ZM147 25H148V22H147ZM164 25V24H163ZM215 25V24H214ZM220 25V24H219ZM223 25V24H222ZM221 25V26H222ZM241 26V27H239L240 29L239 30H236V29H238V28H236V26L238 27V26ZM255 25V24H254ZM264 25V24H263ZM40 26H42L41 24H40ZM44 26V25H43ZM42 26V27H43ZM46 26H47V24H46ZM51 26V25H50ZM55 26H57V24L55 25ZM57 26V28L59 29V27ZM119 26V25H118ZM123 25H121V28L123 29L124 27H122ZM126 26V25H125ZM171 26H173L172 24H171ZM176 26V25H175ZM196 25L195 24H192V26L191 27H193V29H195L194 27H195ZM199 26V25H198ZM203 26V25H202ZM224 26H222L223 28H224ZM228 26L229 27H231L232 28V30H228ZM0 27H3V25H1ZM17 27V26H16ZM28 27H31V25L30 26H28ZM45 27V26H44ZM48 27V26H47ZM63 27V28H62ZM62 27H60L61 29H64L65 27H66V24H65V26L63 25ZM77 27L75 28L74 26H73V29H75V32L77 33ZM101 27H100V30H101ZM108 27V24H107V26H106V28L105 29H108L107 28ZM111 27H112V24H111ZM114 27H112V29L114 28ZM120 27V26H119ZM143 27V26H142ZM152 27V26H151ZM161 27V26H160ZM164 27V26H163ZM161 28V29H164V28ZM178 27H180V26H178ZM234 27L236 28V29H234ZM253 27V26H252ZM258 27H259V25H258ZM7 28V27H6ZM5 28V29H6ZM20 28V27H19ZM32 28H33V26H32ZM36 27H34V29H35ZM38 28V27H37ZM50 29H53V28H51V27H49ZM70 28H72V27H70ZM89 28V27H88ZM110 28V27H109ZM118 28V27H117ZM120 28V29H121ZM157 28V27H156ZM159 28V27H158ZM177 28V27H176ZM176 28H174V29H176ZM200 28V27H199ZM204 28V27H203ZM215 28V27H214ZM222 28V29H223ZM10 29V28H9ZM40 29V28H39ZM41 29H43V28H41ZM58 29H57V31L55 30V27H54V32L56 31V33L58 32V34H59V31H61V29H59V31H58ZM79 29H81V27L79 28ZM86 29H87V27H86ZM91 29H93V27L91 28ZM105 29H102V30H104L105 31ZM112 29H110V30H112ZM115 29V28H114ZM119 29V28H118ZM213 29V28H212ZM83 30L84 29H82V33H83ZM93 30H95V29H93ZM92 30V31H93ZM109 30V29H108ZM177 30V29H176ZM187 30V29H186ZM192 30V29H191ZM201 30H203V29H201ZM204 30H205V28H204ZM206 30H207V28H206ZM210 30H211V28H210ZM263 30V29H262ZM67 31V30H66ZM65 31V32H66ZM71 31H72V29H71ZM68 32L69 34L70 33H73V32ZM74 31V30H73ZM97 31V32H98ZM107 31V30H106ZM174 31V30H173ZM172 31V32H173ZM194 31V30H193ZM192 31V32H193ZM195 31H197V29L195 30ZM231 31V32H230ZM23 32V31H22ZM62 32V31H61ZM86 32H87V34L89 33L87 30H86ZM86 32H84L83 34L85 35V36H87L88 37V35L86 34ZM97 32H95V33H97ZM165 32V31H164ZM168 32V31H167ZM170 32V31H169ZM204 32H206V31H204ZM203 32V33H204ZM211 32V31H210ZM230 32V33H229ZM14 33V32H13ZM23 33H25V32H23ZM22 33V34H23ZM29 32H27V35H29L28 34ZM32 33V32H31ZM44 33V32H43ZM132 33V32H131ZM189 33V32H188ZM187 32H185V34H188ZM201 33V32H200ZM212 33V32H211ZM10 34V33H9ZM17 34V33H16ZM15 34V35H16ZM36 34V33H35ZM64 34V33H63ZM67 34V33H66ZM65 34V35H66ZM80 34V33H79ZM78 34V35H79ZM91 34V33H90ZM144 34H146V33H144ZM175 34V33H174ZM184 34V35H185ZM192 34H194V33H192ZM206 34H207V32H206ZM252 34V33H251ZM48 35V34H47ZM60 35H62V34H60ZM71 35H74V34H71ZM101 35V34H100ZM108 35V34H107ZM106 35V37L104 36V34H102V39H104V38H107L108 36ZM130 35V34H129ZM180 35H181V33H180ZM189 35V34H188ZM208 35V34H207ZM210 35V34H209ZM26 36V35H25ZM35 36V35H34ZM50 36V35H49ZM49 36H47V37H45L46 39L49 37ZM147 37H148V35H146ZM150 36V35H149ZM152 36V35H151ZM190 36V35H189ZM263 36V35H262ZM261 35H260V37H262ZM71 37H75V36H71ZM78 37H80V36H78ZM77 37V38H78ZM101 37L100 36H98L97 38H99L100 40H101ZM113 37V36H112ZM110 38V36H109V38L111 39V40H113L114 39V41L115 40H117V38H116V36H115V38L113 37V38ZM121 37V36H120ZM118 38V39H123V37H121V38ZM127 37H128V35H127ZM127 37H126V35H125V38L124 39H127ZM191 37H194V36H191ZM218 37H220V38H222V39H217ZM259 37V36H258ZM258 37H255V38H257L258 39ZM15 38V37H14ZM29 38V37H28ZM34 38V37H33ZM40 38V36L38 37V39ZM77 38L75 39V41H77ZM92 38H94V39H96L95 37H92ZM108 38V39H109ZM8 39V38H7ZM19 39V38H18ZM21 39H22V36H21ZM31 39V38H30ZM29 39V40H30ZM46 39H45V42H46ZM53 39H55V38H53ZM79 39H82V37L81 38H79ZM78 39V40H79ZM83 39H84V37H83ZM87 39V38H86ZM90 39V38H89ZM93 39V40H94ZM107 39V40H108ZM123 39V40H124ZM140 39H141V37H140ZM148 39V38H147ZM34 40V39H33ZM50 40H52V39H50ZM59 40H61V39H59ZM69 40V39H68ZM85 40V39H84ZM88 40V39H87ZM90 40H92V39H90ZM89 40V41H90ZM123 40H121V41H123ZM133 40V39H132ZM145 40V39H144ZM162 40V39H161ZM165 40V39H164ZM181 40V39H180ZM183 40V39H182ZM185 40V39H184ZM6 41V40H5ZM14 42L16 41V38H15V40H13ZM37 41V40H36ZM35 41V42H36ZM42 41L44 42V39L43 40H40V43H42ZM66 42H67V40H65ZM81 41V40H80ZM98 41V40H97ZM102 42L104 41V40H101ZM101 41H98V43L99 42H101ZM105 41H106V39H105ZM105 41L103 42V43H105ZM109 41V40H108ZM120 41V40H119ZM120 41V42H121ZM141 41H142V39H141ZM224 41V42H223ZM228 41H229V43L230 42H240V43H233L234 45L232 46V45H230V47L231 48H229V46H227L226 45V43L228 44ZM12 42V41H11ZM10 42V43H11ZM13 42V43H14ZM32 42V41H31ZM39 42V41H38ZM45 42H44V44H45ZM64 42V41H63ZM110 43H111V41H109ZM113 42V41H112ZM116 42H118V41H116ZM116 42H113V43H115V45H119V44H121V45H125L124 43H125V41H123V43H118V44H116ZM135 42V41H134ZM144 42V41H143ZM171 42V41H170ZM169 42V43H170ZM7 43V42H6ZM16 43H20V44H25V43H27V41L25 42V41H23V40H21L20 41V39H19V41H17ZM30 43V42H29ZM52 43V42H51ZM58 43V42H57ZM62 43V42H61ZM69 43H70V41H69ZM98 43H96V45L98 44ZM106 43H108V42H106ZM113 43H112V49L114 48V45H113ZM126 43H127V41H126ZM171 43H173V42H171ZM176 43V42H175ZM186 43V42H185ZM257 43V42H256ZM264 43V42H263ZM2 44H4V43H2ZM1 44V45H2ZM19 44V45H20ZM31 44V43H30ZM29 44V45H30ZM33 44V43H32ZM47 44H48V42H47ZM66 44V43H65ZM73 44H75L74 42H73ZM130 44V43H129ZM143 44V43H142ZM174 44V43H173ZM178 44V43H177ZM182 44V43H181ZM188 44V43H187ZM231 44V43H230ZM9 45V44H8ZM40 45V44H39ZM42 45V44H41ZM55 45V44H54ZM70 45H72V43L70 44ZM70 45H68V50H69V48H70ZM99 45V46H98ZM97 46H96V48H98L97 50H99V48L101 47V49L100 50H102L103 49V45H100V44H98ZM108 45L110 46V44L108 43ZM168 45V44H167ZM178 45H180V44H178ZM186 45V44H185ZM189 45V44H188ZM192 45V44H191ZM5 46V45H4ZM3 46V47H4ZM27 46V45H26ZM33 46V45H32ZM47 45H44V47H46ZM52 46V45H51ZM56 46V45H55ZM58 46H59V44H58ZM63 46H67V45H63L62 44V47ZM73 46V45H72ZM78 46H81V45H78ZM92 46H94V45H92ZM104 46H106V44L104 45ZM108 46V47H109ZM187 46V45H186ZM16 47V46H15ZM22 47V46H21ZM43 47V48H44ZM77 46H74V48H75V50H77L78 48H80V47H78V48H76ZM82 47V46H81ZM108 47H106V48H108ZM142 47V46H141ZM196 47V46H195ZM33 48V47H32ZM40 48V47H39ZM58 48V47H57ZM60 48V47H59ZM65 48V47H64ZM74 48H70V49H74ZM94 48H95V46H94ZM105 48V49H106ZM175 48V47H174ZM190 48V47H189ZM203 48V47H202ZM202 48L200 49V54L202 55V53H205V52H202L203 50H202ZM262 48H263V46H262ZM47 49V51H48V48H46ZM50 49H52L51 47H50ZM49 49V50H50ZM53 49H56V48H53ZM52 49V50H53ZM62 49V48H61ZM61 49H60V51H61ZM82 49V48H81ZM90 49V48H89ZM88 49V50H89ZM115 49V48H114ZM2 50V49H1ZM4 50V49H3ZM2 50V51H3ZM20 50V49H19ZM52 50L50 51V52H52ZM87 50V49H86ZM95 50V49H94ZM187 50V49H186ZM202 50V51H201ZM6 51H7V49H6ZM10 51V50H9ZM56 51H58V49H56ZM56 51H54V53L56 52ZM81 51V50H80ZM79 51V52H80ZM93 51V47H91V52ZM106 51H108L107 49H106ZM110 51V50H109ZM179 51V50H178ZM181 51V50H180ZM198 51V50H197ZM196 51V52H197ZM206 51V52H207ZM21 52H22V50H21ZM40 52H42V50L40 51ZM49 52V51H48ZM61 52H63V51H61ZM60 52V54L62 55H64V52L63 53H61ZM67 52H69V51H67ZM72 52V51H71ZM82 52V51H81ZM182 52V51H181ZM28 53V52H27ZM43 53H45V49H44V51H43ZM47 53V52H46ZM73 53V52H72ZM76 53H77V51H76ZM83 53H84V51H83ZM183 53V52H182ZM239 53V54H240ZM248 53H252V54H248ZM4 54V53H3ZM30 54V53H29ZM32 54V53H31ZM47 54H49V53H47ZM51 54H53V53H51ZM57 54V53H56ZM59 54V53H58ZM59 54V55H60ZM68 54V53H67ZM179 54H180V52H179ZM184 54H185V52H184ZM199 54V55H200ZM262 54V53H261ZM39 55V54H38ZM42 55V54H41ZM60 55V56H61ZM208 53H207V56H209V57H211ZM227 55H231L230 53H228ZM4 56V55H3ZM116 56V55H115ZM203 56V55H202ZM206 55H205V57H207ZM226 56V55H225ZM235 56V55H234ZM238 56V55H237ZM47 57V56H46ZM50 57V56H49ZM195 57V56H194ZM201 57V56H200ZM199 57V58H200ZM208 57V58H209ZM219 57V59H220V56H218ZM228 57V56H227ZM226 57V58H227ZM115 58V57H114ZM202 58V57H201ZM212 58H213V55H212ZM211 58V59H212ZM223 58V57H222ZM230 57H228L227 59H225V61H226V64H223V62H222V64L223 65H220L219 64V66H214L215 68L214 69H210V68H213V67H210V66H206L205 65V63H204V59H203V62H201V63H204V65L206 66V68L204 67V70H202V71H200L199 73L202 75V76H206V74H207V72H209V71H214L215 73L216 72H221V73H227L228 71L230 72V70H232V69H235V70H238V67L241 65V67H244V69H245V67H246V70H247V68H248V70L247 71H249V67H252L255 63L254 62H256V61H254L253 63H251L252 61H251V59L249 60V59H247L248 57H246V59H247V61L249 60V62L248 63H246L245 61H246V59H243V60H238V61H236V63H237V66H236V64H235V62H233V59H229ZM231 58H234V57H231ZM17 59V58H16ZM32 59V58H31ZM30 59V60H31ZM86 59V58H85ZM116 59V58H115ZM224 59H223V61H224ZM234 59H236V56H235V58ZM237 59H240V58H237ZM258 59V58H257ZM256 59V60H257ZM109 60V59H108ZM202 60V59H201ZM206 61L208 60V59H205ZM213 60V59H212ZM215 61H216V59H214ZM220 60H222V59H220ZM254 60V59H253ZM15 62L17 61V60H14ZM36 61V60H35ZM43 61V60H42ZM96 61V60H95ZM117 61H119V60H117ZM205 61V62H206ZM14 62V63H15ZM120 62V61H119ZM220 62V61H219ZM23 63V62H22ZM27 63V62H26ZM26 63H25V66H27L26 65ZM55 63V62H54ZM71 63V62H70ZM96 62H94V64H95ZM111 63V62H110ZM118 63V62H117ZM201 63H199V64H201ZM210 63H212L211 61L209 62V63H206V64H209V65H211ZM214 63V62H213ZM12 64H13V62H12ZM18 64V63H17ZM94 64H92V65H94ZM107 64V63H106ZM260 64V63H259ZM11 65V64H10ZM29 65V64H28ZM34 65V64H33ZM68 65V64H67ZM66 65V66H67ZM198 65V64H197ZM196 65V66H197ZM218 65V64H217ZM256 65V64H255ZM255 65L253 66V67H255ZM258 65V64H257ZM256 65V66H257ZM262 64H260V66H261ZM6 66V65H5ZM8 66V65H7ZM71 66V65H70ZM87 66V65H86ZM102 65H100V67H101ZM105 66V65H104ZM108 66V65H107ZM109 66H111V65H109ZM112 66H113V64H112ZM199 66V65H198ZM197 66V67H198ZM202 66H203V64H202ZM235 66H236V68H235ZM20 67H23L22 66V64H20ZM29 66H27V67H23V68H21L22 70H24V71H28V68ZM31 68H32V66H30ZM29 67V68H30ZM59 67V66H58ZM57 67V68H58ZM78 67V66H77ZM99 67V66H98ZM99 67V69H102V71H104L103 70V68L105 69V67H101L100 68ZM114 67V66H113ZM210 67V68H209ZM258 67V66H257ZM264 67V66H263ZM9 68V67H8ZM30 68V69H31ZM34 68L35 67H33V70H34ZM56 68V67H55ZM80 68V67H79ZM82 68V67H81ZM95 68V67H94ZM180 68V67H179ZM260 68H262V67H260ZM3 69V68H2ZM1 69V70H2ZM7 69V68H6ZM14 69V71H15V69H16V71H17V69L18 70H21L19 67L18 68H13ZM26 69V70H25ZM29 69V70H30ZM68 69V68H67ZM241 69V68H240ZM253 69V68H252ZM10 70L11 69H9V72H10ZM33 70L31 71V72H33ZM35 70H36V68H35ZM39 70V69H38ZM37 70V71H38ZM41 70V69H40ZM47 70H49V69H47ZM61 70V69H60ZM63 70V69H62ZM79 70V69H78ZM78 70H76V71H78ZM87 71H88V73H89V70H88V67H87V69H86ZM106 70V69H105ZM111 70V69H110ZM242 70V69H241ZM240 70V71H241ZM254 71L256 70V69H253ZM252 70V71H253ZM5 71V70H4ZM4 71H3V74H5L4 73ZM14 71H11L10 73H12V74H14ZM24 71H22L21 73L23 74V72ZM26 71V72H27ZM43 71V70H42ZM41 71V73H43ZM46 71V70H45ZM57 71V70H56ZM80 71V70H79ZM87 71H85L84 72V74H85V76L86 75H88V73H86ZM92 70H90V72H91ZM97 71V70H96ZM96 71H94L95 73H96ZM99 71V70H98ZM106 71H108V70H106ZM198 71V70H197ZM197 71H193V73L195 74ZM243 71V72H242ZM241 71V73H242V75H243V77H244V72H245V70H242ZM260 71V70H259ZM258 71V72H259ZM19 72V71H18ZM26 72H24V74H26ZM29 72V71H28ZM36 72V71H35ZM58 72H60L59 70H58ZM72 72V73H71ZM70 73L71 74H69V75H74L75 76V74H73L74 72L73 71H71ZM82 72V71H81ZM81 72L79 73L80 74V76L83 74H81ZM93 72V71H92ZM99 72H101V71H99ZM110 72V71H109ZM232 72H233V70H232ZM239 72V71H238ZM237 71H236V74H239ZM250 72V71H249ZM6 73H7V71H6ZM16 73V72H15ZM37 73V72H36ZM35 73V74H36ZM39 73V72H38ZM37 73V74H38ZM62 73V72H61ZM98 73V72H97ZM96 73V74H97ZM104 73L105 72H103V74H101V75H104ZM191 73V72H190ZM2 73H1V71H0V77L1 76H3V77H6V76H4V75H1ZM18 74V73H17ZM17 74H15V75H17ZM20 74V73H19ZM34 73H32V75H33ZM34 74V77L37 75H35ZM64 74V73H63ZM68 74V73H67ZM78 74V73H77ZM78 74V75H79ZM92 74V73H91ZM96 74H94V75H96ZM106 74H107V72H106ZM123 74V73H122ZM218 74V73H217ZM14 75V77L16 78V76ZM29 75V76H28ZM27 76H28V78H30L31 76V73H29ZM42 76H44V79L43 80H45L46 82L48 81V79H46L45 78V75H43V74H41ZM47 75V74H46ZM69 75H65V76H67V77H61L60 79H63L64 80V78L67 80V78H70L71 76H69ZM93 75V74H92ZM100 75V73H99V76H101ZM131 75V74H130ZM196 75H197V73H196ZM209 75V74H208ZM220 75V74H219ZM246 75V74H245ZM7 76L9 77V76H11V77H13V75H9L8 73H7ZM24 76V75H23ZM22 76V77H23ZM83 76V75H82ZM89 76V75H88ZM97 76V75H96ZM105 76V75H104ZM107 76V75H106ZM248 76V75H247ZM2 77V78H3ZM26 76H24V78H25ZM33 77V76H32ZM31 77V78H32ZM32 78V80L34 81V79L35 78ZM37 78L39 77V81H40V79L41 78H43V77H41L40 75L39 76H36ZM49 77V76H48ZM51 77H52V75H51ZM79 77V76H78ZM136 77H137V75H136ZM203 77V78H204ZM238 77V76H237ZM239 77H242L241 76V74L239 75ZM242 77V78H243ZM19 78H21V77H19ZM19 78L17 77L16 79V81H19L20 82V84H21V82H24L27 78H25V80L23 81L22 80V78L19 80ZM80 78V77H79ZM84 78V77H83ZM87 78V77H86ZM94 78V77H93ZM93 78H91L92 80H93ZM98 78V77H97ZM95 79V80H98V79ZM103 78V77H102ZM107 78V77H106ZM197 78H198V76H197ZM202 78V77H201ZM9 79H13V78H10L9 77ZM52 79V78H51ZM54 79V78H53ZM105 79V78H104ZM104 79H103V81H104ZM117 79V78H116ZM124 79V78H123ZM194 79H196L195 77H194ZM193 79V80H194ZM204 79H206V78H204ZM204 79H201V82H202V80H203V85H205L206 84V81H205V83H204ZM213 79V78H212ZM31 80V79H30ZM31 80V81H32ZM35 80H38V79H35ZM65 80V81H66ZM69 81H71L70 79H68ZM83 80H85V79H83ZM108 80H109V78H108ZM111 80V79H110ZM109 80V81H110ZM193 80H192V82H193ZM198 80V79H197ZM260 80V79H259ZM12 81V80H11ZM27 81H28V79H27ZM32 81V82H33ZM55 80H51V82H54ZM77 81V80H76ZM76 81H74V82H76ZM88 81V80H87ZM100 82H102V80L100 79L99 80ZM99 81H95V82H97V84L98 85H100V82ZM112 81H113V79H112ZM115 81V80H114ZM198 81H200V79L198 80ZM213 81V80H212ZM6 82V81H5ZM18 82V83H19ZM38 82V81H37ZM58 82V81H57ZM67 82V81H66ZM72 82V81H71ZM79 82V81H78ZM81 83H83L82 81H80ZM84 82H86V81H84ZM111 82V81H110ZM120 82V81H119ZM191 81H190V83H192ZM257 82V81H256ZM14 83H15V81H14ZM25 83H27V82H25ZM39 83V82H38ZM37 83V84H38ZM42 83V82H41ZM60 83H62V82H60ZM58 84V83H56L55 82V84L53 83V84H51L50 82L49 83H47V85L48 84H50L49 85V87H47V89L48 88H51L52 86L54 87L55 85H56V87H58L57 86V84L60 86L61 84ZM88 83H89V81H88ZM93 84V81L92 82H90V84ZM105 83H106V81H105ZM108 83V86H110V87H113V86H111V85H109V82H107ZM112 83V82H111ZM114 84H116V82H113ZM146 83H149V82H146ZM181 83V82H180ZM179 83V84H180ZM189 82H187V84H188ZM189 83V84H190ZM196 83H198V82H194V84L193 85H196ZM213 83V82H212ZM0 84H1V81H0ZM3 84H5V83H3ZM2 84V85H3ZM16 84V83H15ZM24 84V83H23ZM22 84V86H20L19 85V87H22L23 88V90H25V92L26 91H29L27 88L26 89H24V85ZM28 84L30 85L31 84V86H32V83H30V82H28ZM37 84H34L33 86H34V88L33 89H31L30 91H29V94H32L31 93V91H33V90H35V88H36V86L35 85H37ZM44 84H46L45 82H44ZM44 84H41L42 85V87L40 88V89H42L43 87H46V86H43ZM65 84V83H64ZM72 84H74V83H72ZM84 84V83H83ZM104 84V83H103ZM120 84V83H119ZM129 84V83H128ZM183 84H185V83H182V85ZM186 84V85H187ZM199 84V83H198ZM208 84V83H207ZM209 84H211V83H209ZM221 84H223V82L221 83ZM220 84V85H221ZM225 84V83H224ZM227 84V83H226ZM264 84V83H263ZM2 85H0V86H2ZM10 85V80H9V84H8V86ZM26 85V84H25ZM40 85V83L37 85V86H41ZM68 85H70L72 88H73V86L71 85V84H69V82H68ZM82 84H80V86H81ZM85 85H87V84H85ZM85 85H83V87L85 86ZM102 85V84H101ZM186 85H185V87H186ZM192 84H190V86H191ZM192 85V86H193ZM201 85V87L203 86L202 85V83L201 84H199V86ZM211 85H213V84H211ZM211 85H210V87H211ZM242 85V84H241ZM262 85V84H261ZM261 85H260V87H261ZM7 86V87H8ZM87 86H89V85H87ZM92 86H94V85H90V87H89V89L90 90H86V89H84V88H82L81 87V90H71L72 88H70V87H67V88H69V90H61V92L62 93H58L59 91L56 89V88H54V90L56 89L58 92H56V91H54V90H51L50 91V89H49V91L50 92H52V91H54V96L53 97H51V96H49L51 93L47 90V89H44L45 91L47 90V92L49 93V95H46L47 94V92H45L44 93V95H43V97H41V99H42V101H39V100H35V93L33 94V95H31V96H33L34 97V99L33 98H31V96L30 97H28L27 98V100L25 99V95H27V94H25V92L21 89L20 90V92L18 91V95L19 94H21V96H22V91L24 92V101H27L28 102V104L25 106V105H23L24 103H22V106H25V107H27V108H30L29 110H31V111H29V114L26 116L25 114H27V113H25L24 115L26 116V119L25 118H23V120L22 121H20V119L21 118H19V121H18V119L16 118V116L18 115V112H16L17 114H13V116H11V118L9 117V118H5V119H3V117H0V125H2V126H9V127H12V128H14V129H17L18 127H21V130L24 128V129H26L28 132H29V134H31L30 132H34L35 134H36V132L38 131V129H35L36 130V132H35V130L33 129V127L35 126V124L37 123V125L38 124H42L41 125V128L42 127H44L45 125H47V126H45V127H47V129H48V126L50 125V126H58V127H60V126H62V128H64L65 126V128H67V126H75V124L77 125V123H76V120H77V118L79 117L80 118V116H81V114H79V112H81V111H84L85 110V112H86V107H85V105H87V107H88V105L90 104V106H91V104L92 103H96V102H98L97 100L99 99H103V98H101L102 96H104V102H102L101 101V103H109L113 98H110V97H113L114 95H111L110 97H109V95L108 96H106V95H104V94H102L101 92H103V90H104V86L102 87H100L101 89H102V91L99 89V90H96L95 88V90H92L91 89V87ZM97 86V85H96ZM95 86V87H96ZM138 86V85H137ZM179 86V85H178ZM198 86V87H199ZM206 86V87H205ZM205 86H203L201 89H204V88H208L207 86L208 85H205ZM222 86V85H221ZM221 86H220V88H221ZM228 86V85H227ZM264 85H262V87H263ZM4 87H6V85L4 86ZM6 87V88H7ZM14 87V86H13ZM18 86H17V88L16 89H18L19 88ZM63 87V86H62ZM64 87H65V85H64ZM65 87V88H66ZM98 87V86H97ZM96 87V88H97ZM106 87V86H105ZM117 86L115 85V88H116ZM122 87V86H121ZM195 87V86H194ZM197 86H196V89L198 88ZM223 87V86H222ZM225 87V86H224ZM229 87V86H228ZM227 87V88H228ZM243 87V86H242ZM261 87V88H262ZM29 88V87H28ZM30 88H32V87H30ZM39 88V87H38ZM108 87H106V89H107ZM114 88V89H115ZM118 89L120 88V87H117ZM147 88V87H146ZM181 88V87H180ZM182 88H183V86H182ZM188 88H189V86H188ZM212 88V87H211ZM211 88H208V89H210V91H211ZM226 88V87H225ZM238 88H240V87H238ZM244 88V87H243ZM243 88H241V89H243ZM247 88H249V87H247ZM250 88H252V87H250ZM0 89H3L2 87L0 88ZM5 89V88H4ZM3 89V90H4ZM13 89V88H12ZM15 89V88H14ZM20 89V88H19ZM62 89V88H61ZM74 89H75V86H74ZM77 89H78V83H77ZM79 89H80V87H79ZM104 90L105 92L107 91V90ZM110 90L109 91H112L111 90V88H109ZM117 89V90H118ZM123 89V88H122ZM207 89V90H208ZM214 89V88H213ZM218 89V88H217ZM6 90V89H5ZM10 90V89H9ZM43 90V89H42ZM42 90H39V91H41L39 94H42ZM60 90V89H59ZM124 90V89H123ZM123 90H121L122 92H120V93H118L119 95H122L123 94V92L125 93V91H123ZM144 90V89H143ZM175 90V89H174ZM173 90V91H174ZM179 90V89H178ZM189 90V89H188ZM194 90H195V88H194ZM193 90V91H194ZM206 90V89H205ZM219 90V89H218ZM232 90V89H231ZM230 90V91H231ZM244 90V89H243ZM246 90H248V89H246ZM245 90V91H246ZM251 90V89H250ZM249 90V91H250ZM261 90V89H260ZM15 91V90H14ZM13 91V92H14ZM37 91V93H38V90H36ZM35 91V92H36ZM101 91V92H100ZM109 91H107V93H109ZM115 91V90H114ZM113 91V92H114ZM120 91V90H119ZM119 91H117V92H119ZM127 91V90H126ZM176 91V90H175ZM183 91V90H182ZM186 91V90H185ZM198 91H200V90H198ZM210 91H206V94L207 93H210ZM214 91H215V89H214ZM220 92H219V94H217V96H215V92L213 93V95L215 96V97H212L210 100H209V98H210V96H212L211 94L212 93H210L208 96H209V98H208V96L207 97H205L206 99H208L209 100V102H207L208 100H205V98H204V100H205V103H204V101H203V103L204 104H206V102H207V104L210 106V108H212V110H214L215 112H216V109H218L219 111L220 110H228V108H229V106L231 107V106H233V104L232 105H230V103H228V101L230 102L231 100H233V99H235V98H233L232 99V97H230V99L227 101V99L229 98L228 97V93H227V91L226 90H219ZM233 91V90H232ZM231 91V92H232ZM239 91H241L240 89H238V91L237 92H239ZM262 91V90H261ZM12 91L10 90V92L9 93H11ZM92 92V93H91ZM186 92H192V89H190V91H186ZM186 92H185V95H187L186 94ZM195 92H197V91H195ZM201 92H204V91H202L201 90ZM212 92V91H211ZM250 92H252V90L250 91ZM263 92V91H262ZM27 93V92H26ZM110 93H112V92H110ZM122 93V94H121ZM132 93V91L129 93L128 92V94H129V96H127V98H128V100H129V98H131V96L132 95H130ZM171 93V92H170ZM174 93V92H173ZM178 93H179V91H178ZM235 93H236V90H235ZM242 93H244V92H242ZM264 93V92H263ZM13 94V93H12ZM38 94V95H39ZM56 94H57V96H56ZM126 94V93H125ZM124 94V97L126 98V95ZM166 94V93H165ZM169 94V93H168ZM175 94V93H174ZM189 94V93H188ZM191 94V93H190ZM197 95L198 94H201V93H199V92H197L196 93ZM231 93H229V95H230ZM245 94H247V97H248V94L250 95V93H248V91H247V93L245 92ZM2 95V94H1ZM11 95V94H10ZM38 95L36 94V96L38 97ZM59 95V96H58ZM89 95L90 96H94V98H92V97H89ZM117 95V94H116ZM170 95V94H169ZM169 95H166V96H168L169 97ZM185 95H184V98H186V97H188V96H190V95H187L186 97H185ZM202 95V94H201ZM200 95V96H201ZM204 96H205V93L203 94ZM202 95V96H203ZM231 95H233V93L231 94ZM230 95V96H231ZM242 94H241V92H239L238 93V99H240L241 98V100H242V97L244 96H241ZM257 95V94H256ZM262 95V94H261ZM15 96H16V98L19 100L20 99V96L19 97H17V95H16V93H15ZM29 96V95H28ZM46 96V98H44ZM56 96V97H55ZM108 97L109 98V100L110 101H108V98L107 99H105L106 97ZM176 96H177V94H176ZM175 96V97H176ZM192 96V95H191ZM190 96V97H191ZM241 96V97H240ZM250 96H252V94L250 95ZM253 96H254V93H253ZM259 97H261L260 95H258ZM263 96H264V94H263ZM263 96H262V98H263ZM10 97V96H9ZM115 97H117V96H115ZM121 97V100L123 99L124 100V103H126V101H125V98L124 97H122V96H120ZM165 97V96H164ZM170 97H172V94H171V96ZM177 97H179V96H177ZM182 99H183V94H182ZM193 97V96H192ZM191 97V98H192ZM196 97H198V96H196ZM234 97V96H233ZM236 97V96H235ZM245 97V101H247V99L249 100V102L247 103L248 105H249V103H250V97ZM2 98V97H1ZM8 98V97H7ZM11 98H13L12 97V95H11ZM14 99L15 101L17 100V99ZM118 98H119V96H118ZM117 98V99H118ZM146 98V97H145ZM144 97H143V99H145ZM190 98V99H191ZM202 98L203 97H201L200 98V101L202 102ZM247 98V99H246ZM250 98V99H249ZM255 99H256V97H254ZM254 98L252 99V101H257V100H254ZM3 99V98H2ZM10 99V98H9ZM38 99H39V97H38ZM40 99V100H41ZM93 101H92V100ZM117 99L115 98V100H113V102H116L117 101ZM163 99V98H162ZM166 99H168L169 101H170V99L169 98H167L166 97ZM179 99H180V97H179ZM179 99L177 100V98H172L171 99V101H173L172 103H175L176 104V100L177 101H179ZM181 99V101H182V103L183 102H185V101H183ZM193 99V98H192ZM196 99V98H195ZM199 99V98H198ZM6 100H8V99H6ZM6 100L4 101V102H6ZM11 100H13V99H11ZM12 101L13 102V104H14V102L15 101ZM21 100V99H20ZM95 100V101H94ZM119 100H120V98H119ZM118 100V102L120 103V104H122L120 101ZM122 100V101H123ZM127 100V101H128ZM132 100H133V98H132ZM187 100H188V98H187ZM259 100H260V98H259ZM22 101V100H21ZM134 101V100H133ZM137 101V100H136ZM163 101V100H162ZM161 101V102H162ZM168 101V102H169ZM170 101V102H171ZM235 101H236V103H237V100L235 99ZM235 101H234V103H235ZM11 102V101H10ZM12 102L8 105V103H6V105L5 106H7L8 105V107H10L9 109H11L12 110V108H13V110H14V108H15V111H19V114H21L22 112H23V110H22V108H21V110H16L17 108L14 106V107H12ZM17 102V101H16ZM20 102V101H19ZM19 102H17V104H19ZM146 102V101H145ZM189 102L190 103H193V101H190L189 100ZM189 102H186V103H188L189 104ZM199 102V100H197V103ZM201 102H199L200 104H198V106H197V109H194V107H196V105L194 106V107H191V105H189L187 108L188 109H190L189 107H191V108H193V111L192 112H194L195 110L196 111H198L199 109H198V107H199V105H201ZM3 103V102H2ZM26 103V102H25ZM98 103H100V102H98ZM100 103V104H101ZM107 103V104H108ZM111 104H112V101L110 102ZM109 103V104H110ZM128 103H130V102H128ZM131 103H132V101H131ZM164 102H162V104H163ZM182 103H180V106L178 105V107L180 108H182V106H181V104ZM196 103V102H195ZM194 103V104H195ZM202 103V105L204 106V104ZM254 103H256V102H254ZM258 103V102H257ZM263 103H264V101H263ZM5 104V103H4ZM99 104V105H100ZM135 104V103H134ZM166 104H167V102H166ZM177 104H179V102L177 103ZM177 104L176 105H172L171 103H170V105H172V107L174 108H176L177 107ZM185 104V103H184ZM184 104H182L184 107H185V105ZM193 104V105H194ZM227 104V105H226ZM228 104H229V106H228ZM242 104V103H241ZM251 104V103H250ZM29 105H31V107H28ZM96 105H98V104H96ZM95 105V106H96ZM103 105H105V104H103ZM115 105V104H114ZM137 105V104H136ZM144 105H145V103H144ZM201 105V106H202ZM236 105V104H235ZM234 105V106H235ZM245 105V104H244ZM253 105V104H252ZM252 105H250V106H252ZM1 106V108H2V105H0ZM17 106V105H16ZM19 106V105H18ZM17 106V107H18ZM21 106V103H20V107H22ZM89 106V107H90ZM93 106H94V104H93ZM93 106H91V107H93ZM95 106H94V108H95ZM102 106V105H101ZM108 106V105H107ZM110 106V105H109ZM113 106V105H112ZM116 106V105H115ZM124 106V105H123ZM123 106H120V107H123ZM132 106H133V104H132ZM165 106H168L166 109H168V108H172V107H169V104L168 105H165ZM187 106V105H186ZM201 106H200V110L201 111H203L204 110V108H201ZM233 106V107H234ZM236 106H238V105H236ZM235 106V107H236ZM239 106H240V104H239ZM256 106H257V104H256ZM12 107V108H11ZM24 107V108H25ZM83 107H85V108H83ZM97 107V106H96ZM114 107V106H113ZM119 107V106H118ZM183 107V109H185ZM232 107V108H233ZM234 107V108H235ZM259 107V106H258ZM260 107H261V105H260ZM0 108V109H1ZM23 108V109H24ZM109 109H110V111L112 112L113 110H111V107H108ZM107 108V109H108ZM116 107H114V110H116L115 109ZM123 108H125V107H123ZM126 108H127V106H126ZM129 108V107H128ZM164 108V107H163ZM162 108V109H163ZM172 108V109H173ZM186 108V109H187ZM251 108V107H250ZM249 108V109H250ZM256 108V107H255ZM19 109V108H18ZM89 109V108H88ZM98 109V108H97ZM107 109H105V110H107ZM208 109H209V107H208ZM236 109H238L237 107L235 108V109H233L234 111L236 110ZM245 110H246V108H244ZM243 109V110H244ZM248 109V108H247ZM262 109V108H261ZM4 110H7V109H4ZM3 110V111H4ZM28 110V109H27ZM90 110H93V108L92 109H90ZM102 110H103V108H102ZM119 110H121V108H119ZM123 110V109H122ZM126 110V109H125ZM129 111H131L130 110V108L128 109ZM170 110V109H169ZM178 110H180V109H177V112H178ZM182 110V109H181ZM211 110V109H210ZM211 110V111H212ZM231 110V108L229 109V111ZM233 110H232V112H233ZM242 110V111H243ZM244 110V111H245ZM252 110V109H251ZM1 111V110H0ZM3 111H1V112H3ZM10 111V110H9ZM8 111V113H10ZM98 111H100V112H102L101 110H98ZM124 111V110H123ZM165 111V113H166V110L164 109L163 110V112ZM183 111V110H182ZM182 111H179V112H182ZM188 111V110H187ZM211 111H209V113L211 112ZM214 111L213 112H211V113H214ZM219 111H217V113L216 114H218L219 113ZM250 111V110H249ZM255 110H253L252 112H254ZM262 111H264V110H262ZM0 112V115H2L3 113H1ZM12 112V111H11ZM25 112V111H24ZM23 112V113H24ZM88 112V111H87ZM86 112V113H87ZM107 112V111H106ZM109 112V111H108ZM107 112V116H108V118H109V113ZM110 112V113H111ZM118 112H122V111H118ZM127 112V111H126ZM177 112L175 113V114H177ZM186 112V111H185ZM232 112L230 111V113L229 112H226L229 116H228V118L226 117V115H225V117L224 118H219V114H218V116L216 115V117L214 118V114L212 115L213 116V118L214 119H212V118H210V117H212V116H210L211 115V113H210V115H209V118H210V122L212 121L213 122V120H214V123H215V121H217V122H220L221 123V125H222V123H223V125L224 124H226V123H230L229 122V119L231 118L230 116H231V114H232ZM257 112V111H256ZM256 112H254V113H256ZM7 113V112H6ZM97 113V112H96ZM113 113V112H112ZM111 113V114H112ZM124 113V115L127 117V115L125 114V112H123ZM131 113V112H130ZM137 113V112H136ZM165 113H164V117L166 116L165 115ZM168 113V112H167ZM173 113V112H172ZM196 113V112H195ZM203 113V112H202ZM220 113H222L221 111H220ZM261 113V112H260ZM47 115V114H49L47 117H42V116H44V115ZM76 115V114H78V117H76V116H74V115ZM94 114V113H93ZM93 114H88V115H84V116H90V115H93ZM102 114H104V113H101V114H99V112H98V114H94V116H95V118L96 117H98V119H103V117H105V118H107L106 117V114L104 115V116H102V118H100V116L102 115ZM109 114V115H108ZM113 114H115V113H113ZM162 114V113H161ZM169 114V113H168ZM204 114V113H203ZM203 114H201V117H199V119L201 118L202 119V115ZM233 114H234V112H233ZM242 114V113H241ZM246 114H248L249 116H250V114H249V112H246ZM9 115V114H8ZM12 115V114H11ZM24 115H22V116H24ZM32 115H34V117L32 116ZM45 115V116H46ZM52 115H55L54 117H57L58 116V118H55V119H53L54 117L52 116ZM74 116V118H76V120L74 119V118H72L71 119V117L72 116ZM80 115V116H79ZM83 115V114H82ZM97 115V116H96ZM100 115V116H99ZM123 115V114H122ZM121 114L119 115H117V113H116V118L119 116V118H120V120H121V117L120 116H122ZM123 115V116H124ZM135 115H137V114H135ZM181 115H183V113L181 114ZM180 115V113H179V115L177 116H175V117H172V115H171V118H176V117H180L181 116ZM261 115V114H260ZM259 115V116H260ZM263 115V114H262ZM3 116V115H2ZM33 118H32V117ZM35 116H36V118H35ZM51 116V117H50ZM71 116V117H70ZM94 116H93V118H90V120L92 119H95L94 118ZM111 117L109 118V119H111L112 117H113V119L111 120V121H113L114 120V116H112V115H110ZM122 116V117H123ZM222 116V115H221ZM235 116V115H234ZM233 116V117H234ZM243 116V115H242ZM249 116H248V118H249ZM256 116V115H255ZM17 117H20V115L19 116H17ZM53 117V118H52ZM70 119H69V118ZM140 117V116H139ZM167 117H168V115H167ZM170 117V116H169ZM190 118L192 117V114H191V116H189ZM196 117V116H195ZM205 117V116H204ZM203 117V119H205L206 118V120L208 119L209 120V118H207L208 116H206L205 118ZM217 117L219 118L218 120H217ZM232 117V118H233ZM241 117V116H240ZM252 117V116H251ZM52 118V119H51ZM68 118V119H67ZM115 118V119H116ZM128 118V117H127ZM129 118H131L130 117V115H129ZM137 118V117H136ZM236 118H238V115H237V117ZM242 118V117H241ZM260 118H261V116H260ZM264 118V117H263ZM17 119V120H16ZM82 119V118H81ZM81 119H79L78 121V123H80L81 121ZM97 119V118H96ZM94 120V122L96 121V125L95 126H93V124H94V122H90V123H93L92 124V126L93 127H98V125H99V120ZM108 119V120H109ZM123 119L125 120V117H123ZM135 119V118H134ZM192 119V118H191ZM196 119V118H195ZM200 119V120H201ZM202 119V120H203ZM212 119V120H211ZM252 119H254V117L252 118ZM262 119V118H261ZM83 120H84V117H83ZM82 120V122L84 123V121ZM87 120V121H86ZM89 119H88V117H87V119H86V117H85V121L87 122H85L86 124H88V121ZM108 120H102V121H105V123L104 124H102V122H101V120H100V123H101V125H105L107 122H109ZM117 120H119V119H116V121L115 122H117ZM119 120V121H120ZM197 120V119H196ZM206 120H205V122L204 123H206ZM231 121L233 120V119H230ZM237 120V119H236ZM235 120V122H234V124H237V121ZM240 120V119H239ZM242 120V119H241ZM107 121V122H106ZM122 122H123V120H121ZM204 121V120H203ZM203 121H201V122H203ZM234 121V120H233ZM232 121V122H233ZM252 121H255V120H252ZM258 121V120H257ZM32 122H34L33 124H34V126L32 127ZM82 122L80 123V124H82ZM98 122V123H97ZM114 122V123H115ZM125 122H128L127 120H125ZM248 122V121H247ZM249 122H250V119H249ZM28 123H30L29 125H27ZM84 123V127L85 126H87L86 124ZM111 123V122H110ZM251 123V122H250ZM254 123V122H253ZM253 123L252 124H249V125H253ZM259 123H260V121H259ZM262 123H264V122H262ZM44 124V125H43ZM218 124V123H217ZM239 124H240V122H239ZM36 125V127H38ZM79 125V124H78ZM82 125H79V127L81 126L82 127ZM90 124H88V126H87V128L88 127H90L89 126ZM101 125H99V126H101ZM110 126V124H106L105 126ZM113 125V126H112ZM120 125H121V122H120ZM241 125V124H240ZM73 126L71 127V128H67V129H72L73 128ZM115 126V128H116V125L115 124H111V127L113 128ZM119 126V125H118ZM125 126V125H124ZM242 126V125H241ZM253 126H255V125H253ZM264 126V125H263ZM16 127V128H15ZM40 127V126H39ZM42 128V130H44V129H46V128ZM55 127H53V128H55ZM77 127V126H76ZM80 127V128H81ZM126 127H127V125H126ZM8 128V127H7ZM11 128V129H12ZM57 128V127H56ZM55 128V129H56ZM61 128V127H60ZM61 128V129H62ZM79 128V129H80ZM87 128H85V129H87ZM108 128V127H107ZM256 128H257V126H256ZM259 128V127H258ZM10 129V128H9ZM23 129V130H24ZM49 129H50V127H49ZM76 129V128H75ZM90 129V128H89ZM94 129V128H93ZM103 129V128H102ZM2 130V129H1ZM17 130H19V132L21 131L20 129H17ZM22 130V131H23ZM25 130V131H26ZM3 131V130H2ZM11 131V130H10ZM13 131V130H12ZM16 131V130H15ZM40 131V130H39ZM72 131V130H71ZM77 131V130H76ZM75 130L73 131V132H76ZM80 131V130H79ZM86 131V130H85ZM19 132H18V134H19ZM24 132V131H23ZM41 133H42V131H40ZM45 132V131H44ZM43 132V133H44ZM2 133H5V134H7L5 131H3ZM1 133V134H2ZM12 133H14V132H10V135L12 134ZM22 133V132H21ZM26 133V132H25ZM48 133V132H47ZM63 133V132H62ZM111 133V132H110ZM15 134H17V131L15 132ZM15 134H13V135H15ZM28 134V133H27ZM28 134V135H29ZM35 134H32V135H35ZM60 134V133H59ZM65 134V133H64ZM119 134V133H118ZM12 135V136H13ZM37 135V134H36ZM83 135H86V133L84 132V134ZM82 135V136H83ZM90 135V134H89ZM89 135H86V137L87 136H89ZM95 135V134H94ZM100 135H102V134H98V136H100ZM120 135V134H119ZM18 137V140H19V135H17ZM65 136H66V134H65ZM70 137H71V135H69ZM73 136V135H72ZM81 136V138H83ZM97 136V135H96ZM114 136V135H113ZM3 137V134H2V136H1V138ZM55 137H56V135H55ZM68 137V136H67ZM70 137H68V138H70ZM75 137V136H74ZM74 137L72 138L73 140H74ZM78 138H80L79 136H77ZM105 137H106V135H105ZM109 137V136H108ZM117 137V136H116ZM120 137V136H119ZM10 138H12L11 136H10ZM34 138H36V137H34ZM52 138V137H51ZM63 138H65V137H63ZM76 138V137H75ZM77 138V139H78ZM95 138V137H94ZM99 138H101V137H99ZM6 139H7V137H6ZM13 139V138H12ZM25 139V138H24ZM55 139V138H54ZM258 147V146H257ZM260 147V146H259ZM6 148V147H5ZM242 150V149H241ZM249 150H251V148H249ZM3 151V150H2ZM11 151V150H10ZM227 151V150H226ZM252 151V150H251ZM260 152H261V150H260ZM259 152V153H260ZM1 153V152H0ZM5 153V152H4ZM10 153H12V152H10ZM17 153V152H16ZM8 154V153H7ZM11 155V154H10ZM16 155V154H15ZM5 156H7V155H5ZM3 157H4V155H3ZM84 194H85V192H84ZM84 194H82V198H83V196H84ZM55 195V194H54ZM57 195V194H56ZM55 195V196H56ZM87 195V194H86ZM263 196V195H262ZM74 197V196H73ZM58 198V197H57ZM84 198H86V197H84ZM262 199H264V197L262 198ZM75 200V199H74ZM150 200V199H149ZM109 201V200H108ZM112 201V200H111ZM110 201V203L109 204H111L112 205V208H115L113 205L114 204H112L113 202H111ZM151 201V200H150ZM77 202V201H76ZM167 202V201H166ZM165 202V203H166ZM221 202V201H220ZM222 202H226V201H222ZM263 202V201H262ZM80 203V202H79ZM78 202L77 203H74L75 205L77 204H79ZM145 203V202H144ZM156 203V202H155ZM163 203V202H162ZM170 204L172 203L173 205H169L168 203H166V204H164L165 205V207H164V205L163 206H161V205H158V207H155V209L157 208V209H159V210H162V211H165V212H168V213H170V214H176V216L178 215V216H180L179 214L181 213V215H182V212L184 211H181L180 212V208L178 209L177 208V206L175 205V203H173V201H171V202H169ZM180 203V202H179ZM178 203V204H179ZM73 204V207L75 206ZM98 204V203H97ZM107 204H108V202H107ZM146 204V203H145ZM169 205V206H166V205ZM177 204V205H178ZM259 203H257V206H259L260 204H262V203H260L259 205H258ZM91 206V204H88V206ZM141 205V204H140ZM151 205H152V203H151ZM255 205H256V203H255ZM263 205V204H262ZM84 206V205H83ZM96 206V205H95ZM154 206H156V205H154ZM180 206H182V204L180 205ZM63 207L64 206H62V209H63ZM70 206H68V208H69ZM77 207V206H76ZM81 206H79V208H80ZM146 207V206H145ZM148 207V206H147ZM151 207V206H150ZM179 207V206H178ZM221 207V206H220ZM223 207V206H222ZM250 207V206H249ZM252 207H254V205L252 206ZM261 207V206H260ZM264 207V206H263ZM78 208V207H77ZM85 208V207H84ZM82 209L81 208V210H82V212L80 211V213H78V214H81V213H83L81 216H79L78 214V216L76 215L75 216V218H71L70 220L71 221H67L66 222V224H63V226H61V227H59V230H60V234H59V238L58 237H56V236H47V237H43L44 239H43V241H42V243H40V242H36V243H30V242H27V243H25V244H21V246H23V247H21L20 246V244L19 245H16L15 247H11L12 246V240H11V237L8 235V237L10 238L9 240H5L1 245H3V247L1 246L0 247V259L1 258H5L6 259V257L9 255V257H10V254H14V256H15V254L16 253H21L22 252V254L24 255H26L27 257L26 258H29L28 256L33 252H36V250H40L41 251V253H42V251H43V254H41V255H39V256H37V257H33V258H29V259H27V261H32V262H27L26 263V261H24L26 264H264V234H263V236H261L260 234V236L257 234V235H253V236H249V237H247V236H243L242 234H240V233H238V231H237V229H235L234 227H232V226H230V227H227L226 225L227 224H224V222H221L222 223V225H221V223H218V222H215V223H207V224H205V226H209V225H212V226H214V225H219V226H221V228L219 227V229L221 230V232L220 233H214V234H212V235H206L205 234V236H203V237H200L199 235H196V234H198V233H201V231H199V229H197L196 230V228H192V230H189V231H186L185 232V230H184V232H183V229H186L185 227L187 226V228H188V225H186V224H184L185 226H184V228L182 229L181 228V230L182 231H180V233H179V230L178 231H174V232H172V231H166V230H170V229H172V228H174L175 226H174V224L173 223H171V220H170V222L167 224V225H169L170 223V225H172V226H170V227H172V228H166V230H164L163 229V227H162V229H160L161 228V226L162 225H160L159 226V231H157V228H156V233H154V234H149V232H150V230H148V229H146L147 228V226L149 225V226H151L152 224H154V223H150V222H148V224L146 223L147 221H144V222H139V223H136V221H132L133 219H135L134 218V215L132 216V218L130 219V218H126L125 216H128V215H124L123 213H118V215H107V214H104V211L102 210V211H97L96 212V214H95V212L93 213V214H95L94 216H92L93 218L91 219L89 216H87L86 214H87V211L89 212L90 210H85V209ZM87 208V207H86ZM89 208V207H88ZM96 208V207H95ZM149 208V207H148ZM74 210H75V207L73 208ZM110 209V208H109ZM141 209H143V208H141ZM183 209V208H182ZM181 209V210H182ZM188 209V208H187ZM185 210L187 213H188V210ZM258 209V208H257ZM261 209V208H260ZM264 209V208H263ZM67 210V209H66ZM96 210V209H95ZM111 210V209H110ZM114 210V209H113ZM197 210V209H196ZM55 211H57V210H55ZM55 211H53V213L55 212ZM62 211H64V209L62 210ZM79 211V210H78ZM109 211V210H108ZM115 211V210H114ZM185 211L183 212V215L185 214ZM190 211V210H189ZM205 211V210H204ZM237 211H239V209L237 210ZM248 211V210H247ZM69 212H71V209H69ZM74 212H76V211H74ZM135 212V211H134ZM161 212V211H160ZM194 212V211H193ZM195 212H197V211H195ZM245 212V211H244ZM254 212H255V210H254ZM264 212V211H263ZM57 213V212H56ZM55 213V214H56ZM63 213V212H62ZM64 213H65V211H64ZM185 214L186 216L189 214V213H191L192 214V212H189L188 214ZM198 213V212H197ZM200 213H201V211H200ZM199 213V214H200ZM204 213V212H203ZM203 213H202V215H203ZM208 213L209 212H207V215H208ZM234 213V212H233ZM262 213V212H261ZM60 214V213H59ZM85 214V215H84ZM135 214V213H134ZM196 214V213H195ZM57 215V214H56ZM65 215H66V213H65ZM84 215V216H83ZM184 215V216H185ZM254 215V214H253ZM263 215V214H262ZM58 216V215H57ZM61 216V215H60ZM67 216V215H66ZM136 216V215H135ZM185 216V217H186ZM190 216V215H189ZM192 216V215H191ZM87 217V218H86ZM137 217V216H136ZM188 218V217H187ZM254 218V217H253ZM252 218V219H253ZM63 219V218H62ZM130 219V220H129ZM256 219V218H255ZM137 220H138V218H137ZM90 221H92L93 223H94V227L93 228H95V230L94 231H90L89 230V226H87L86 224L87 223H89L90 224ZM139 221H140V219H139ZM150 221V220H149ZM160 221H161V219H160ZM261 221V220H260ZM260 221H257V222H260ZM264 221V220H263ZM62 222H64V221H62ZM172 222H174V221H172ZM253 222V221H252ZM59 223V222H58ZM61 223V222H60ZM150 223V224H149ZM158 223V222H157ZM227 223V222H226ZM229 223V222H228ZM263 223V222H262ZM166 224V223H165ZM164 224V225H165ZM177 224V223H176ZM180 224V223H179ZM198 224V223H197ZM204 224V223H203ZM124 225H129V226H131V225H135L134 226V231H133V233H134V236L132 235L133 233L131 232V228H130V230H127L128 232H131L130 234L133 236L132 238L131 237H129L130 239H124V236L125 235H127L126 233V231H121V233H120V231L118 230V231H116V229H115V227L116 226H121V227H124ZM154 225H159V223L158 224H154ZM167 225H165V226H167ZM229 225V224H228ZM128 226V227H129ZM180 226H182L183 227V225H182V223H181V225ZM191 226V225H190ZM194 226V225H193ZM202 226V224L200 223V227ZM234 226V225H233ZM153 227V226H152ZM156 227V226H155ZM155 227H153V228H155ZM127 228V227H126ZM149 228V227H148ZM177 228H179V226L177 227ZM208 228V227H207ZM123 229V228H122ZM127 229H129V228H127ZM150 229V228H149ZM190 229V228H189ZM203 229V228H202ZM205 229H206V227H205ZM209 229V228H208ZM208 229H207V231H208ZM146 230H147V234H146ZM153 230V229H152ZM204 230V229H203ZM103 231H104V233H107L108 234V239H107V237H106V234H105V236L104 237H106V240H107V242L105 241V242H102L100 239H99V237H101V235L100 234H102L103 233ZM211 231V230H210ZM259 231V230H258ZM59 232V231H58ZM102 232V233H101ZM154 232V230L152 231V233ZM205 232H206V230H205ZM218 232V231H217ZM55 233H56V231H55ZM261 233V232H260ZM202 234H204V233H202ZM124 235V236H123ZM121 237H123L120 241H119V238ZM126 237V236H125ZM6 238H7V236H6ZM56 238V239H55ZM58 238V239H57ZM112 239H114V240H112ZM27 239H25V241H26ZM25 241H22V242H25ZM33 241V240H32ZM39 241V240H38ZM112 241H114V243L115 244H118V246H112L111 244H113V242ZM118 241V242H117ZM152 241V242H151ZM155 243H154V242ZM151 242V243H150ZM155 245H157L158 243H160V244H162L163 246H159V248H158V250H154L155 248L153 247V245L154 244ZM103 244H105V246H103ZM159 244V245H160ZM11 245V246H10ZM18 246H20V247H18ZM164 247H168L167 248V252L165 251V249H164ZM170 250V251H169ZM44 251H45V253H44ZM38 252V251H37ZM166 252V253H165ZM169 252V254H167ZM7 255V256H6ZM17 255V254H16ZM21 255V254H20ZM24 255V256H25ZM4 256H6V257H4ZM14 256H12L11 255V257H14ZM8 257V258H9ZM3 261V260H2ZM187 261H194L193 263H188ZM187 262V263H186ZM8 264V263H7ZM10 264V263H9ZM14 264H22V263H14Z\"/></svg>","mask_w":264,"mask_h":264}]
</instances>
